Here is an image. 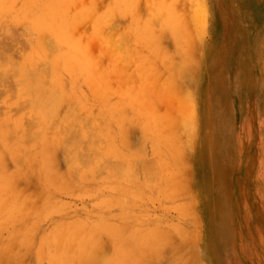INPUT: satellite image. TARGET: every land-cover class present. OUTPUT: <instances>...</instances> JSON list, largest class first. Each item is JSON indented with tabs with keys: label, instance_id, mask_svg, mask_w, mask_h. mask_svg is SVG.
Segmentation results:
<instances>
[{
	"label": "rangeland",
	"instance_id": "obj_1",
	"mask_svg": "<svg viewBox=\"0 0 264 264\" xmlns=\"http://www.w3.org/2000/svg\"><path fill=\"white\" fill-rule=\"evenodd\" d=\"M9 1L8 0H4V1L1 0V3L2 4H0V40H1L0 42H3L2 47H3V45H4V48L7 46L5 48V50H6L8 48L7 42L9 40L10 41L12 40V41L15 42V44H13L14 42H12V41H11L12 43H10V41H9L8 43L11 44V45H9V47L10 46H16V45H18V46H16V47H18L17 49H15L16 47H12L14 49L9 48L10 50L7 49L8 51L13 52V53H11L12 54L11 57L12 56L14 57L13 59H15L16 55H17L16 60L17 59L18 60L25 59L26 58L25 55L28 52L29 53H28V56L27 57H29L30 55H34V56H31V57H33V58H39L38 55H41V52L38 49L39 48V42H35L36 41L35 39L39 40L36 37H40V36L39 35L36 36L37 33L40 34L41 36L44 33L43 34L44 36L41 37V38L43 39L45 37L44 39H46V41H48V40L50 41V39H52V37H50L49 35H47V34H49L48 31L45 33L46 30L45 31L43 30V29H45L43 26H42V29H40V27L37 25V27L39 28V30L41 32H42V30L44 31L42 34H41V32L39 33V30L35 26L36 24H35L34 21L35 20L37 21L40 18V14H41V16L44 15L43 10L45 8L46 9L44 10V12H52V10L53 11L56 10L59 7V3H56L58 0L54 1V4H56V6H58V7L55 6L56 8H54V5L51 6V1H53V0H50V1L47 0L48 3H47V1H44V2H46V3H44L43 1L40 2V1L37 0L40 5L43 3L41 5V6H43L42 7V10H41V7L40 8H37L39 4L35 2L36 0L35 1H33V0H16L15 3H13L14 0H11L12 3H13V4H11L12 6H9L10 3H11ZM32 1H33L34 5H36V7L33 6V4L31 3ZM69 1H67V2H68V4H70L69 5L70 7L67 4L62 5L63 10H61V13H63V11L65 13V15L64 14L62 15V20H63V22H65V24L67 23V25H68V22H66V21H69V20L71 21V18H72L74 20V22H72V24L74 23V25L71 26L72 28L69 27V26H67V27H69L71 33H73L72 34L73 35V38L75 37L74 36L75 34L77 36L79 35V37L78 38L76 37L75 40H72V37H70L71 35L68 32L69 30L66 31L70 35L67 38L68 40H66L67 41V44H70L72 41L76 42L79 39L77 42H79L80 44H82L83 47L86 48V50H88L89 53L91 52V55L89 54L90 57L92 56V59L93 58H96L95 60H97L98 63L99 64L101 63V66H103L102 69H104V67L106 68L104 70H105V72L106 71L107 72H106L105 76L104 75L103 76L105 77V81L107 79V81H106L107 88L110 86L108 88L109 93H107V94L111 95L109 97L106 95L107 96L106 98H108V102H110V104L108 103V105L112 108L114 106V104H115V101L118 100V97H120L121 95L128 94L129 97H128V95H126V96L121 97V98L124 99V100L126 98H131V100H133L132 98L135 99V97L137 96L136 94H137L138 90H140V91L142 90L141 91L142 95L140 96L141 98L139 97V95H140L139 94L140 91H139L138 92V96H137L139 98L137 100L139 102V99H143L141 101V103L144 102V105L142 107H145V104H146V107H148V110H149V108L150 109L153 108L151 111L149 110L150 112H154V113L157 112L155 114L153 113V117H155V115L158 114L159 111H160V114L161 115L158 114V118H159V116H160V118L162 116L163 117L162 120L160 118L159 119L163 122V120H165L164 118H166L167 115L170 116V114L172 112V114H171L172 119H170V120L173 121V123H174V121L175 122L177 121L176 124L175 123L174 124L172 123V125H176V126L175 127L174 126L171 127V125H170L171 123H169L170 120H168L166 118L168 122L164 121L165 124H164V122L161 124V121H160V123H158L160 125L157 126L156 124L159 121V119L157 117H156V119L158 121L155 123V119L153 117L151 119H150V117H147L148 114L146 115V113L149 112L148 110H146L147 108L145 109L146 112L144 111V108H142V107H140V109H136L139 106L136 107L137 105H135V107H133V105L131 104L133 102H129L130 99H128L129 101H127V102H129L130 104L126 105L127 108L123 109V111H122L123 113H120L121 114V117L120 116H117V115H120V114H118V113L115 114L118 117V118L116 117L117 119L123 118L122 119L123 122H122V120L119 119L118 120L119 122L118 121H115V122L112 123L111 119H109V123L111 122L109 124L108 122L106 123V121L108 120L107 119L105 121L106 124L104 126L102 125L104 123L101 122L102 123L101 125H102V127H103L104 130L106 129L107 131L108 130L111 131V129L112 130L114 129V132L115 133L114 132L113 133L115 134L114 136H116L115 138L113 137L114 140L116 139L115 141L113 140L114 143H116V141L117 142L120 141V138L121 137L118 138L119 136H122L123 137V133L122 132L128 131V133H129V134L127 133L128 134V136H127L128 138L126 137V139L128 140V141L126 140L127 141L126 143L128 145H126L124 139H123V142L125 144L124 143H119V144L116 143V146L117 147L118 146L121 147V148L118 147V148L121 149V150L118 149V150H120L118 152H121L123 150L124 151L126 150L127 152H129L130 148L129 149L127 148L128 149L127 150V149H125L126 148L125 146H129V147L133 148V151H131L133 153H134V151H137V150L139 151L140 148H142L141 151H143L144 155H143V153L140 155L141 151H139V153H137V154L140 157L143 155L142 157H144V159L143 158H139L138 155H135V157L138 156L139 159H143L140 162L139 159L136 158L139 161L140 167H141V164L143 163L142 161H144V160H146V162L144 164H147V161H148L147 158H150L149 161L152 160L151 162L148 161L149 162L148 164H150V163L152 164V162L155 160L153 162V164L155 163L156 167L158 168V171L156 170L157 173H155V174H157V175L160 176L161 174H158V172L159 173L162 172V175H163L164 174V171H165L166 174H164L163 177L165 176V178L166 179H169V181H170L171 179L168 178L169 175H168V172L166 171V169H167L166 167H168V166L165 165L166 163L163 164L164 162H166V159H168L167 160V164H168V161H169V165L172 166L171 167L172 169H170V170H172L171 172L174 171V173H175L172 176H175L176 175V178H178L177 176H179V175H177L176 172H178L180 169H181V171H179V172H183L184 171L183 169L184 168L186 169L185 170L186 171V173H185L186 176L184 175V179H186V177L189 176V179L188 178L186 179V181L187 180H189V181H187V184H186V181L183 179V182L187 185V187L190 186L191 188L189 187L190 189L188 190L186 188V185H185V189H183L182 188V185H179V186H181L179 188L180 189V192H179L178 186L177 185L175 186L176 183L173 184L170 181L171 183L169 185H172L173 184L176 187V190L178 191L177 192V191H175V189H173V193H172L171 188L170 187L169 188L166 187V182L168 180L166 181L165 179H161L162 181L163 180L166 181L165 183L164 182L163 183H164V186L167 188V190L172 193V195L170 196L169 195V192L168 191H165L166 190L165 187H164V189H165L164 190L163 189V186L162 187L158 186L159 184L162 185V181L160 180L161 182L160 181L158 182V180L161 177H159V179H157V175H155V176L153 175V176L156 177V180H157L156 182L157 183L156 182L155 183H156V185L158 187L156 186L154 188L153 187L151 188L150 186H153V185H150V186L148 185V187L147 186H144L145 185L144 184L145 181L143 179V176H145V179L147 180V178H146L147 175H144L142 173L143 176L142 175H139L137 177V175L140 172L139 170H141V169H139V166H138L139 164L137 165L138 166L137 169H139V170L136 169V173H137V171H138V173L135 174V175H133L135 172L133 173L131 171L132 173H130V175L132 174L131 176H133V178H132L131 181L129 179H125L127 176H123V175L121 177H119V178L117 177V179H114L115 176H116L115 174H114V176H110L111 178H109V176H106L107 178H105V176L104 177L99 176V177H95V178L93 177L94 179L92 181H89V180H91L92 177L89 179L90 176H88V177H84V179L85 178H88L89 179V180L85 179V182L86 183L83 181L84 179L81 180V181H83V184L80 183L79 185H78V183L81 182L80 180H79V182L76 181V180L73 181L75 183L78 182V183H76L78 186L75 184L76 187L73 186L74 183L73 184L70 183L72 181V179H73L72 176H71V174L68 173V175H67V172H64L62 174V178L63 179L62 178L60 180L59 179H56L55 181L57 182L59 180L56 183V187H57V184H59V187L62 186V188H63V186H64L65 188H67V190H65L63 188V190L61 191V188H60V190L57 191V189H59V187H57L56 189L55 188L53 189L54 190L53 192L52 191H49V192H52V194H45V196L47 195L45 197V199L47 197H49V198L51 197L52 199L50 198L47 201L44 199L45 200L44 206L38 208V211L36 209H32L31 208V206L34 205V203H31V201H30V203L32 205L29 207V210H31V211H28L29 214H27V215H31V217L29 216L25 220V221L29 220V221L26 222V223L29 222V224H30V222L33 219H34L33 221H35V224L32 221V225H33L32 227H33V229L30 226H26V227H29L30 228V233H29L30 236L29 237L30 238L32 237L31 240L28 239V240H30L32 246H31V244L29 245L28 242H27V244H28L27 247L28 248L30 247V249H32V250L29 251L30 253L28 254L26 251H24V250L22 251L21 249H17L16 250V251H19V252H17L18 253L17 254L18 256L16 254L15 255L14 254L5 255V253H6L5 252L3 254L4 256L2 254L0 255V259H1L0 260V264H14L15 261H17V262H15V264H20V263L21 264H50V262H49L50 261V257H47V259H46L45 256H43V257H41V259H39V257H38V255H39L38 249H41V248H39V246L40 245L42 246V242L40 241L41 244H39L38 240H42L43 239L42 238L43 237L42 235H44V233L46 234V233H49L50 231H51V233H53L52 231H54L53 230L54 229V226H57L58 228L56 229V227H55V229L57 230V231L55 230L56 232H54L55 235L52 234L53 236H50L51 233L49 234V236L51 237L49 239V241H52V239L56 240L57 238L55 239V237L60 232L59 230L64 229L65 228V225L67 227L68 224H70V223L75 224V226H77V224L80 223L79 228H78V226L76 228L79 229V230H81L82 229L81 226L82 225L83 226L85 225V222L84 221H86V224L87 223L92 224L93 222H95V223L96 222L97 223L100 222L101 225H102L101 227L100 226H96L97 224H95V223L92 225V226L95 225L97 228H101L102 229V231L101 230L100 231L99 230L97 231L96 228H95V230L97 231L96 233H98V232H105L106 231L105 230L106 228H105V226H103V224L105 223V221L106 222H108V221L110 222L111 221L112 222V223L110 222L111 225L110 224L108 225V223H107L108 227L110 228L111 226H114L115 225V228L112 227L110 229V231L107 228V230L109 232H112L111 230L114 229L113 234L115 233L114 234L115 236H121V235H118L119 233L122 234L121 232H123V234L125 235V232L124 231L126 230L127 227L128 228H127L126 233L128 232V229H129V230L133 231V233L134 232L137 233V235H139L138 233H140V231H141V229L138 228V227H141V225H143V227H141L142 230L145 229V231H148V232H149V229H151V227H152L153 228L152 231H155V233L158 232V236H162L163 241H164V239L167 240V241H164V242L165 243H168V244L165 245V243L162 244L163 242L161 243V242L158 241L159 244H161V245L158 244L160 247L158 245L157 246L159 248L157 246H154L155 248L157 247V251H156V249H154V247L152 245H150V246H152V248H150L149 247V244L148 245L147 244H144V247H146L145 248L146 250H144V248H143V250H144L143 252H145V254L143 253V255L140 256L141 258L139 257V261L140 262L143 261V263L141 262L142 264H144V263L145 264H165V258H166L167 255L170 254L169 252H171L173 250L174 243H176L175 244L176 246L179 245V247H180V244L177 243V241H179V239H180L179 237L180 236L182 237V235H184L183 233L190 234L191 232H192L191 235H188L187 236V234H186V236L187 237H190L191 236L190 238L192 240L190 238L189 239H186L187 237H184L185 236L184 235L183 236V239L180 240V241H181V246L186 245V243L191 244V242H192V245H194V249H193V246L190 245L191 248H189L187 251H189V253H190L193 250L194 255H195V253L197 254V256H195L196 259H200V258H202V259L204 258L205 259V257L206 258L209 257V260L208 259H205L208 262V264H210V263L211 264H214V263L215 264H255L253 262V258L256 257L257 252H254V253L250 254V250L247 249L248 247L247 248H244L243 247V240H242V234H241L242 233V229H241V225H240L239 213H238L237 210H238V204L245 203L246 204V207H248V209L250 210V216L251 217L253 216L252 218L251 217L248 218L249 222H250V220H251L252 223L255 222L256 220L261 222L264 219V214L261 215V216H257L254 213L253 207H252L253 205H252V203L250 201L249 195H246V193L248 194V189L250 187H246L245 188V183H244V181H246V183H247L250 180V167L254 170L253 171V176H257L258 173H259V171L262 170L263 172L260 174L261 177H259V178H260L261 181H264V176H263L264 175V0H195V1H192V0H174V1L173 0H163L162 1L161 0L162 2L159 1V0L158 1L157 0H132V1L131 0H127L132 5L131 6L130 3L127 2V5L129 4L131 6L130 11L133 12L132 14L129 12V8H128L129 6L126 5V2L124 0H119V1H116V0H89L88 2H90V1L91 2L88 3V4L86 3L87 2L86 0H80V1L79 0H77V1L75 0V3H74V0H69ZM67 2H64V3H67ZM115 2H116V4H115ZM146 2H147V4H146ZM166 2L168 4H166ZM8 3H9V5H8L9 8H12L11 10H9L8 9V6H6ZM28 3H30V5L27 7V4ZM62 3H63V0H62ZM80 3L83 4V5H79ZM152 3H153V5H152ZM161 3H165L166 4V6H165L166 7V11L165 12L168 13L169 16H171L172 18L174 16H176L175 17V21L178 22L179 24H182V25H180V27L183 26V25H185V27L187 26V28H185L184 26L182 28H180L179 25H178V23H175V25L173 24L174 27L178 25L177 27L180 28L179 30H182L183 28H185V29H183L184 32L177 31V32H179L181 34L182 33L183 34L184 33L186 34V35L184 34V37H183L184 39L180 38L183 41H181L179 39L180 40L179 42H174V40L172 39V37H171L172 36L171 35L172 34V31L171 30H172L173 27L170 26V25H172L173 21L171 22L170 25H168L169 27H171V29L170 28H167V26H166L167 24L166 25H162V26H164L163 27L164 29L166 28L165 30L164 29L163 30L160 29L162 27L159 28L160 24H158V25L155 24V26H153L152 29L150 28V26H145V25H143L141 27L138 26V22L140 23L142 21V19H144L143 18L144 16L146 18L152 16L151 13L153 11H155L156 14H158V15L161 14L163 16V14L165 12L162 9H165V8H160L159 9L157 7L158 5H159V7H164V4L162 5ZM183 3H184V5H183ZM44 4H46V5H44ZM47 4H48V7H46ZM112 4H114V5L112 6ZM121 4H123V5H121ZM149 4H151V6L153 8L154 7L155 8L157 7L158 9L155 10V8H154L153 11H149L151 9L150 8L151 6ZM156 4H157V6H156ZM197 4H199V5H197ZM1 5H5L6 6V9H8L9 11H7L6 9H3L5 6L2 7ZM49 5L51 7H53L54 9L53 8L52 9L50 8V10H49L48 9L49 8ZM77 5H79L78 8H76ZM119 5L121 7L120 8V11L123 8V10H122L123 12L122 13L120 12L121 14L118 16L119 12H117V11L119 9L116 11V9H117L116 7H118ZM169 5H170V8H169ZM171 5H173V9H171L172 8ZM30 6H31L32 9H30ZM65 6L68 7V10L64 9V8H66ZM110 6H112V7L109 8L110 10L108 11V9H106V8H108ZM123 6H125V7H123ZM192 6H194V9L192 8ZM23 7H25V8L23 9ZM113 7H115V8H113ZM196 7H198L199 10L196 9ZM26 8H27V10H26ZM28 8L30 9V11L34 9L33 10L34 11L33 12L34 15L35 14L37 15V13L39 14L37 16L35 15L37 18L32 17L34 15H33V13H30V11H29ZM79 8L82 9L83 12L85 11L84 9H87L88 10V8H89L90 10L89 11L86 10L87 11V14H86V11H85V14L88 16V13L90 12V15L88 17L87 16H83L82 17V14L81 13H83V12ZM92 8H95V9L92 10ZM125 8H127V9L124 10ZM146 8H149V9L146 10ZM168 8H169V11L170 12H167ZM181 8L182 9L184 8L186 11L183 12L184 9L181 10ZM202 8L204 9V12H202L203 11ZM114 9H115V12L116 13L114 12ZM191 9L193 11H195L194 12L195 14L197 13L196 10L201 12V16L204 14V16L201 17V19H202L203 22L200 20V18L198 16L200 13L199 14L197 13L198 14L197 16L199 18V21L198 22H196L197 20L193 22L191 20V18H190V21L188 20V22L184 20V19L190 17L189 13L191 12ZM4 10H6V11H4ZM22 10L29 11V12H26L25 11L24 15L26 16V18H23L24 20L22 19L23 15H21V13L24 12ZM39 10H41L42 13H41V11L38 12ZM76 10L77 11L79 10V12L80 11L81 12L78 14V12H76ZM91 10L93 12H96L97 14L96 13H92ZM111 10L113 12H111ZM187 10H189V12H187ZM126 11H128V12H126ZM159 11L161 13H159ZM68 12H70V13H68ZM177 12H178V14H176ZM185 12L188 14V16L185 15ZM16 13H18L20 15H19V19L16 18L17 16L15 17L16 18V21H15V19L13 17L15 15H17ZM99 13H100V15H98ZM123 13L125 15H123ZM127 13L128 14L130 13L131 15H133L135 17V20H133L134 19L133 17H130L131 16L130 14H129V16L126 15ZM155 13H153V14H155ZM166 13L163 16L165 19L167 17V14ZM194 13H192L191 15H193ZM67 14L68 15L71 14V16L70 15L68 16ZM94 14L97 15L98 17H101V14H102V16H103V21L102 22H105L106 21V24L104 23V24L101 25V30H100L101 32L100 33H103V34H105V33L108 34L109 33L108 34V37H110V36H112L115 33V30H120L121 28H122V31L124 30L122 34L124 36L125 42L127 43V51L130 52V49L132 50V52H130V53L127 52V53H129L130 56L125 57V59H121L122 61L124 60V65H122V61L121 60L119 61L117 58H116L117 59V62H115L114 61L115 60V57L113 59L111 57L112 56L111 54H109V53L107 54L105 51H104V53L102 52L103 51V48H102V44H101V41H100V36L97 34V32H95L93 30V27L91 26V24H89V22L91 23V20H92L91 17H93V20H94L95 17H97ZM104 14L105 15H108V14L112 15L113 14V15H112V17L110 15H108V16H110V18H109V17L105 16ZM115 14H117V15H115ZM135 14H136V16H135ZM12 15H13V17H12ZM66 15L68 16L67 18L65 17ZM184 15L186 16V18H185ZM20 16H22V17H20ZM104 16H105V18H104ZM179 16L180 17L182 16V17L180 18ZM31 17L33 18V20H32ZM64 17L67 19L66 21H65ZM69 17H71V18H69ZM194 17L196 18L195 15H194ZM129 18H132V19H129ZM136 18H138V20H136ZM10 19H11V21H10ZM17 19H18V21H17ZM20 19H21V21H19ZM76 19L78 21L77 23H76ZM177 19H178V21H177ZM22 20H23V23H18V22H22ZM128 20H130V21H128ZM183 20H184V22H187V23H190L191 22L190 23L191 24L190 25L191 28H190V26H188L189 24L187 25V23H184V22H183L184 23L183 24L182 23ZM8 21H10V23H8ZM135 21L136 22L138 21L136 25L134 24ZM180 21H181V23H180ZM129 22L130 23L132 22L131 23V26L132 27H128V26H130V23ZM31 24L34 27V28L32 27V29H30L31 28ZM69 24L71 25V23H69ZM117 24L119 25L118 28L116 27ZM6 25H10V26H6ZM26 26H27V28L28 27H30V28H28L26 30L24 28ZM102 26H104V27H102ZM113 26L116 27V29ZM133 26H134V28H136V30L138 32L141 29L144 30V27L150 28L151 30H153L154 35L151 32V30L149 31V33L151 32L153 36L156 35L154 37L155 38L154 41L157 40V41H155V42H157L156 44H153L152 42H149L150 41L149 38L152 39V37H149L148 38L147 36H145L144 33L148 32L147 29H146V31L144 30V32L141 30L143 32L144 36H145L144 38L146 40H149L148 41L149 44L152 43L153 45H158V49H157V48H154L155 46L152 47L151 46L152 44H151L150 45L151 46L150 47V50L148 49V51L151 52L152 55L155 54V53H157V55H158V53H159V52H157L158 50L160 51V53H161V50L163 52L166 51V52L163 53L164 56L161 55L165 59H163V58L162 59L161 58L159 59L158 57H160V56L157 57L155 55L153 57L152 55H149L150 53L147 51L148 52L147 54L149 55V57H153V59L156 58L154 60L152 58L150 60H148V58H147L148 55L147 54H144L146 52V49H143L141 47L143 44H144L143 47L144 46L145 47L146 46H149V45H147L148 42L146 40H142L141 39L142 36L140 37L141 40L139 39L141 41V43L139 42V40H138L139 43L137 42V38H139V37L136 38L135 36H137V35L139 36L140 33H141V31L138 34H137V31H135V34H134V31H133V36H132L131 33H132V30L133 29H131V28H133ZM136 26H138L139 30L137 29ZM73 27H74V29H73ZM156 27H158V28L156 29ZM192 27H194V28H192ZM195 28H197V29H195ZM111 29H113V30H111ZM125 29L129 30L131 33L129 32V34H128V31H126ZM89 30H92V32L90 31L91 33H88ZM189 30H191V31H189ZM31 31H32V33H31ZM102 31H104L105 33L102 32ZM125 31H126V34L124 33ZM167 31H170L169 32L170 35H168L169 33ZM27 32L30 33L29 34L30 37H29V35H28ZM21 33H22V35H21ZM32 34H33V36H31ZM84 34H85V36H84ZM89 34H91V35L89 36ZM107 34H106V36H107ZM4 35H5V39H4ZM12 35L13 36L15 35V36L13 37ZM50 35H51V33H50ZM146 35H150V34H147L146 33ZM34 36H36V37H34ZM51 36H53V35H51ZM130 36H132L131 39H130ZM9 37H12V38L10 39ZM21 37H22V39H24V38L27 39L28 38L27 39L28 42H26V43L23 42L22 43L21 41H27V40H25V39L24 40H21L20 39ZM6 38H8V39H6ZM2 39H4V41H2ZM31 39H32V43H31ZM84 39H85V41H84ZM5 40H6V42H5ZM69 40H71L70 43L68 42ZM129 40H131V41L133 40V41L130 42ZM176 41H178V40H176ZM19 42H21V43H19ZM74 42H72L70 44L72 46H69V45L65 44V41H64V43H62V44H65L66 46L64 45L62 47L61 44H60V47L59 46L58 47H59V49L62 47L63 50L65 48H68L67 49L68 51L66 52V50H65V52H66L65 53V52L62 51V49H60V50L59 49L58 50L56 49V52L58 51L60 53L62 51L61 53H64V55L65 54L67 55V54H69V51H72L70 54L73 55L75 53L74 47H76V46L79 47L78 45H80L79 43H74ZM145 42H146V44H145ZM4 43H6V46H5ZM16 43H18V44H16ZM33 43H35V44H33ZM19 44H20V46L22 44H25V47L22 45L21 50H20L19 49L20 48ZM27 44L30 45L31 47L28 46ZM99 44L101 45V47H100ZM173 44H176V46L173 45ZM82 45H80V46H82ZM84 45H86V46H84ZM179 46H180V49H179ZM2 47H0V52L1 51H4V50L1 49ZM23 47H24V51L22 50ZM32 47H34V48L32 49ZM97 47H99V48H97ZM136 47H137V49H134ZM138 47H139L140 51H142V52L136 51V50H138ZM165 47H166V49H165ZM79 48L81 49L82 47H79ZM147 48H149V47H147ZM152 48L156 49L157 51L155 50L156 52H154L153 51L154 49H152ZM176 48L179 49V50H177ZM167 49H168V51H167ZM16 50H18L17 51L18 53L15 52ZM31 50H34V51L36 50L38 52V55H37V52L36 51H35L36 52V54H35L34 51H31ZM54 50H53V55L55 54L54 53L55 52ZM174 50L176 51V53H175ZM184 51H185V53H184ZM10 52H8V53L10 54ZM21 52H22V54H21ZM23 52H24V54H23ZM133 52H135L134 55H133ZM139 52H140V54L143 53V55H147V56H145L146 58L143 59L140 56V54H138ZM172 53H174V54H172ZM190 55H191L192 58L190 57ZM131 56H133V57H131ZM20 57H24V58H20ZM166 58H168V59L166 60ZM157 59L160 62H158ZM188 59H189V61H188ZM139 60H145L144 63L147 65V67L149 69L147 67H145V64L142 65L143 63L141 64V62L139 64ZM182 60H183L184 64L182 62H180ZM112 61L114 62V64L112 63ZM146 61H150V62L146 63ZM151 62H153V63H151ZM60 63H62V61H60L59 64H58L59 65V71L61 70V72H59V71L58 72L60 74H62L63 77L66 78V80H65L62 77V75H60V77L62 78V80H65L66 85H67L68 82H70L71 75L69 74L70 75V77H69V75H67L68 73L66 72L67 70L66 71L62 70V69H64V68H62V65L63 64L61 65ZM135 63H137V64L135 65ZM110 64H112V67H111ZM167 64H170V65L168 66ZM182 64L185 65V66H183ZM139 65H141V66H139ZM123 66H124V68H123ZM176 66L180 67L183 71L182 72H179V73H178V71H175L174 68ZM187 66H189V67H187ZM193 66H197L198 68L197 67L195 68ZM109 67H111V69L113 68L114 71H112L113 69L111 70ZM137 67H139V69L141 67H143L142 70L143 69L146 70L147 75H146L145 72H144L143 76L142 75H139L140 72L141 73H143V72L142 71L139 72V69ZM98 68H97L98 71H96V68H94L95 70L94 69L92 70L91 68L90 69L92 71H95L94 72L96 74L95 77L96 76H98V77L101 76V78H102V73L104 71L102 72V70L100 69L101 67L99 68L100 70ZM195 69H196V71L198 70L196 73H194L195 72ZM87 70H88V67H87L86 70H83L82 73H80L79 75L76 76V77H78L77 79L74 77L75 80L73 79L74 80L73 81V84H72V82H71V84L74 85L73 87H75V86L76 87L74 89L72 87L71 89L73 90V93H75L74 90L76 89L75 91L78 92L77 95L78 94H81L80 96L78 95V97L80 99H82V101L83 100L85 101L84 104L86 106L88 105V103L86 101L89 102V105L92 104L94 106L95 105L94 102H97L98 100L96 99V97H95V99H96L95 100L93 98V96H91L92 94L89 92V91H91V90H89V87L90 86L89 87L87 86V83L85 81V78H83L86 75V73L89 74L88 75L89 77L91 76V74H94V73L91 70H90V72H88L89 70L88 71ZM84 71H86V72H84ZM99 71H100V73L98 74ZM137 71L139 72L138 75L135 74ZM159 72H160V74H159ZM84 73H85V75H84ZM164 74H166V75H164ZM194 75H195V77H194ZM93 76L94 75H92L91 78H94ZM128 76H130V78ZM137 76H142L143 77L142 78L143 80L141 79V77L140 78L138 77L140 79V81H139V79H137ZM154 76H155V78H154ZM104 77H103V79H104ZM168 78L171 79V80H168ZM165 81H166V84L167 85L165 84ZM167 81H168V83H167ZM171 81H172L173 84H171ZM139 83L141 85L140 88H139L140 85L138 86ZM124 84L127 85L128 87L126 86L127 87L126 88L125 86H123ZM164 85H166L168 87H173V88H170L172 91H170L168 87L166 89L164 87ZM0 89H2V88H0ZM10 89H12V88L10 87ZM163 89H166V91L165 90L162 91ZM135 90H137V92H134ZM189 90H190V95L188 94L189 93ZM12 91H13V89L11 91H8L7 90L6 93H3L2 94V98L4 97L5 100H7L6 97H8V99H10L11 96L14 95ZM185 91L187 93H185ZM133 92L136 93L135 94L136 96L134 94L131 95V93H133ZM172 92H173V94H172ZM179 92H181V93H179ZM183 92L185 93V95H183L184 94ZM117 93H118V95H117ZM175 93L182 94L186 98H187V96H190L191 101H193L192 103H194V104L192 105V108L191 109L195 110V111L192 110V112H194V114H196V115L193 116L190 113L189 114L187 112L186 113L189 116H191L189 118H190L191 121H193V124L196 123L195 126L194 125L192 126V127H195L196 128L195 129V133H194L193 130H191L189 132L190 129H188V128L193 129L191 127L192 124H190V123L189 124L188 123L185 124V132L182 130L183 127H184V122L185 121H183V119L180 118L182 115L180 116V113L177 114V111L179 112V109H181L183 107L180 105V108H178L179 105L178 104H175V108H176V105H178V107H177L178 110L176 111L175 109H173L174 108V106H173L174 104L173 103H176V101H177L176 98H179V95L178 94H175ZM113 94H115V95H113ZM186 94H188V95H186ZM182 95H180V96H182ZM192 95L194 96L193 97L194 100H192ZM174 96H175V100H173L174 99ZM112 97H113V100L115 99L114 101L112 99H110ZM182 97H181V99H182ZM2 98L0 97V115L5 112V113L8 114V116H10L9 119H11V121H12V119H15L16 117H18V115H20L19 114L20 113L19 112L20 110H18L19 107H17L15 105V103H13V101L15 100V98H13V99L11 98L9 100V103L10 104H7V105L3 104ZM91 100H93L92 101L93 103L91 102ZM124 100L123 101L120 100V101L126 102V100L125 101ZM152 100L153 101L155 100V101L153 102ZM111 101H112V103H111ZM98 103H100V102H98ZM179 103L182 104V103H185V102L183 101V102H179ZM112 104H113V106H111ZM89 105H88V107H90ZM116 105H117V103H116ZM116 105H115V107H116ZM215 105H218L222 110H224L223 112L226 113V116L232 122V124H235V125H238L239 127H241L242 126L241 123H243L244 121L247 120V123H246V126H245V131L246 132L245 133L240 132L239 153L237 155V158H236V161H235V165L232 168H230V170L228 172L229 173V177H228V182H227V185H226L227 186V195H226V197H227L226 198L227 199V203H225V205H224L225 213H222L221 212V204L217 203L216 196H215V189H216L215 171H214V163H215V144H214V140H215V136L213 134V132H214V126H213V123H212L213 116H214V112H215V109H216L215 108ZM6 106H8V107H6ZM95 106H97V105H95ZM157 106H158V108H157ZM186 106H185V108H186ZM189 107H190V105H189ZM118 108L120 109V107H118ZM187 108H188V106H187ZM99 109L100 108L98 107V110ZM162 109L164 110V113H163ZM112 110H114V109L112 108ZM112 110H111V112L114 115L115 112L112 111ZM121 110H119V111H121ZM139 110H140V113L143 114V116H145L147 119H150L151 120L150 122H151V125L153 126V130L154 131L157 130V133H155L156 135H154V136L159 135L158 134V132H159L158 129L160 130V128H162V127H165L166 128V126H169L170 125L169 128L167 127L168 129H166L165 131H167V130L170 129L171 132H169V133H170V135L171 134H174V137L171 136L172 137L171 138V137H169V136L166 135L167 136L166 138L169 137L168 140L173 139V141L172 140H171V142L168 141V143H171L172 144L174 142V144H175V142L176 143L177 142H181V143H178L177 144V145L181 144V146H177L176 144L175 145L178 148L181 147L182 150H183L182 151V150H180V149H178L176 147L179 151H181L180 152L181 154L178 153L179 151H176L175 155H173L174 153L169 149L170 147L169 146H166V147H168L167 150L169 149L168 150L169 153H173L172 155L173 156H176L175 157L176 159H174L171 154H170L171 157L169 155H167L168 154V151L165 148V143H164V147L161 146L162 143L165 142L167 139L165 141L161 142V144H160V142H158V140L160 141V138L163 140L162 137L165 136V134H166L165 131H164L165 132L164 134L161 133L162 136H161V134L159 135V137L161 136L160 138H158V136L155 137L156 140H154V137H152V134H154V133H151L150 132V134H151L150 137L153 138L152 140H150V139L147 138V136H149L148 135L149 133H147V136L146 137H145V135L143 136V135L140 134V132H139L140 130L137 128L139 126H137L135 124L139 120H141L142 117H143V116L141 117V115L138 116L137 113H139ZM165 111H167L168 114L164 117L165 113H167ZM190 111L191 110H189V112ZM173 113H174V115H173ZM136 114H137V116H136ZM187 114H185V116ZM115 115H114V117H115ZM151 115H152V113H151ZM176 115H178V118L176 117ZM188 115H187V117H188ZM149 116H150V114H149ZM171 116L169 118H171ZM174 116L177 118L176 120H175V117ZM192 116L195 119L192 118ZM136 118H138V119H137V121L134 122V120ZM147 119L144 118L143 121L144 122L147 121V123H149L148 122L149 120H147ZM192 119H194L196 122H194V120H192ZM112 120H114V119H112ZM139 122H138V124H139ZM179 122H183V123L181 124ZM119 123L123 124L122 126L124 128L122 127V129H123L122 132L121 131H117V129L119 130V128H120L119 126L121 125ZM131 123H132V125H130ZM141 123L143 124L142 121H141ZM166 123L169 124V125H167ZM153 124H155L156 126L153 125ZM10 125H13V124H10ZM117 125H119V126H117ZM135 125H136V127H135ZM161 125H163V126H161ZM182 125H183V127H182ZM186 125H190V126H186ZM159 126H161V127L158 128ZM208 127H209V130H208ZM124 129H126V130H124ZM207 131H209L208 132L209 138H208V135H207ZM109 132H107V133H109ZM177 132H178V135H177ZM182 132H184L183 134H187L188 136L187 135H185V136L182 135ZM191 132H192L193 135L196 134V136L194 138H192V136H191V139L192 140L194 139L195 142H193V141H191V139H188L187 138L188 139V142L191 141V143L189 144V143L186 142L187 139L186 138L184 139V137H189V135H190ZM169 133H167V134L169 135ZM179 133L181 135H179ZM175 134H176V136H180L183 139L182 140H181V138L180 139L179 138L176 139L175 138ZM125 136H126V134H125ZM142 136H143V140H141L142 139L141 138ZM110 137H111V135H110ZM157 138H158V140H157ZM118 139H119V141H118ZM121 140H122V138H121ZM140 140L142 141V143L140 142ZM208 140H209V142H208ZM155 141H156V143H155ZM120 142H122V141H120ZM168 143H167V145H169ZM193 143H195V144L193 145ZM120 144H124L123 150H122V147L123 146L120 145ZM155 144H157L156 146L159 145V147L161 149L160 150V149H158L159 147L156 148V146H154L156 149H158V151H157L156 154H154V152H155L156 149L153 150V148H151ZM136 146H138V147H136ZM171 146H172L171 148L173 150H175V148H173L174 145L172 144ZM188 146H191L192 148L191 147L188 148ZM134 147H136V148L134 149ZM208 148H209V150H208ZM162 150H164L165 153H167V154L163 155L164 152L162 154ZM184 150H185V152L187 151L188 153H185ZM126 151L124 153L125 155H126ZM189 152H190V154H189ZM129 154L131 155L132 153H129ZM129 154H127L126 156H128ZM159 154L165 160L163 158H160L161 156L160 157H157V156H159ZM121 155L124 156L123 153ZM189 155H190V157H189ZM0 156H2L1 159L4 158L3 160H5V161L2 160L3 162H1V164H0V166H1V169H0L1 171L0 172H2V170L4 168H5V170H3V171H8V172L13 171L14 170L13 161L10 158H8V156H6V155H2L1 154ZM39 156H40V159H42V155L37 154L36 160H37V158L39 159ZM54 156H55L54 161H55L56 168L58 170H61V169L64 170L63 169L64 166H65L64 165L65 162L63 161L64 159L60 155H58V154H55ZM133 156H134V154H133ZM151 156L153 158H151ZM135 157H133V159H130V160L134 161ZM131 158H132V155H131ZM178 158L184 160L182 164L186 163V160H187L189 162L188 163L189 166L187 164H184L185 167L183 165V169H182L181 168L182 167V164H181L182 160H180ZM188 158H190V159L188 160ZM136 159H135V161L137 162ZM128 160H129V158H128ZM159 160L162 161L161 162V165H163V166L165 165L166 167L164 166V168H163V166H160V164H157V163L160 162ZM136 162H135V164H136ZM173 162L174 163L175 162L180 163V166H179V164L176 163L179 166L178 167L176 165L178 171L176 169L175 164H173V165H174L176 171L173 169V165H171ZM152 168H153V170L155 169V167H152ZM161 169H164V171L163 170L160 171ZM131 170H132V168H131ZM133 171H134V168H133ZM30 172L32 173V171H30ZM184 172H183V174H184ZM2 173L6 174V172H2ZM29 173L25 176V178H23L24 176L21 177V178L18 177V179L14 183V187H17L15 190H19V191L21 190V191L25 192V194L27 192L26 195L29 194L28 195V198H29V196L31 194H33L32 191L34 189V186L32 185V181L30 180L31 178H29L32 174L30 173V175H29ZM120 175H118V176H120ZM68 176L70 178H68ZM131 176H128V177L131 178ZM134 176H136V177H134ZM139 177H140V179H139ZM122 178H123V180H122ZM134 178H136V179H134ZM152 178L150 179V182L148 180H147L148 182L146 181V185H147V183L148 184L152 183L151 181L154 182L155 179L154 178L152 179ZM176 178L174 177V182L177 181V182H179L181 184L183 183L181 181L182 180L181 176H180L179 179H176ZM96 179H98V180H96ZM110 179H111V181H110ZM118 179H119V184L117 183V180ZM112 180H114V181L116 180V182L114 183V181H112ZM104 181L105 182H110L111 184L110 183H105ZM128 181H130L131 183L128 182ZM132 181L134 182V184H132L133 183ZM261 181H260V185H261L262 190H263V193L262 194L264 195V187H263L264 186V184H263L264 182L261 183ZM112 182H113V184H112ZM100 183H102V184H100ZM155 183H153V184H155ZM68 184H70L71 188H70V186H67ZM116 184H117V186H116ZM95 185H97L98 187L101 185L100 189L99 190H98V188L95 189L96 188ZM124 185H125V187H124ZM135 185H136V187H135ZM137 185H138V190L140 189L139 190L140 193L137 192L138 191L137 190ZM120 186L121 187L123 186L122 188H125V189L123 190L122 188H120ZM126 186H127V188L129 187L130 192L126 188ZM142 186H143V188H142ZM167 186H168V184H167ZM12 187H13V185H12ZM104 187H105V189H104ZM113 187L114 188L117 187V189H114ZM131 188L133 190H136V191H131L132 190ZM141 188L144 189V192L141 190ZM148 188H149V191H148ZM158 188L159 189L161 188L163 191L162 190H159ZM73 190H75V191H73ZM120 190L123 191V192H121V193L116 192V191H119L120 192ZM100 191H102V192H100ZM127 191H128V193H127ZM145 191L146 192H149L148 193L149 195H147V193ZM125 192L127 194H125ZM133 192L134 193L137 192V193L140 194V196L138 195V199H136V196H134V198L131 196ZM160 192H162V193H160ZM163 192H164V195H166L168 193L167 196H170V198L169 197H166V196H163ZM176 192L177 193H180L177 198H176V196L178 194L176 196H173L174 193H176ZM183 192H185V193L183 194ZM189 192H190V194H189ZM134 193H133V195H135ZM117 194H121L124 197L127 195V199L130 200L129 201L130 202L129 203L130 205L128 204V201L127 202L125 201L126 198H124L121 195L117 196ZM194 194H195V196H194ZM104 195H106V196H104ZM191 195H193V196H191ZM158 196H160V198H158ZM31 197L32 196H30V199H33V197L32 198ZM122 197L124 198L123 200H122ZM192 197L194 199H195V197H197V201L196 202H193L192 201L193 203L190 202L191 204H189V202L187 203V201H191L192 200ZM131 199L133 200V202L131 201ZM169 199H171L170 202H169ZM183 199L186 200L185 202L187 204H189V205H186V206L188 208L190 206V208H189L190 211H189V209L186 210L188 213L185 212V211L182 212V210H179L178 211V209H179L178 207L179 206L177 204H180L179 203L180 201L182 203V200ZM101 201H103V203ZM112 201H114L115 203H112ZM122 201H124V203L126 202V204L120 203ZM116 202H118V203H116ZM185 202H183V203L186 204ZM30 203H29V205H30ZM100 203H102L101 205H102V207L104 209L101 207ZM109 203H111L112 207H111V205ZM119 203L122 204V205H120ZM131 203L134 204V205H132ZM47 204L48 205H52L51 207H54V206H56V207L53 208V211H51L52 213H49V214L47 213L48 214L47 217H42V215H44V213H46L45 212L46 211V208L49 207ZM113 204H116V205L114 206ZM106 205H108V206H106ZM180 206L182 207L181 204H180ZM183 206H185V205H183ZM34 207H35V205H34ZM57 207L60 208V209H58ZM170 207H171V209H169ZM192 207H193V209H191ZM99 209H101V210H99ZM40 210H41V212H40ZM47 210H48V208H47ZM50 210H48V211H50ZM59 210H62V211H59ZM175 210H176V212H175ZM35 211L37 213H35ZM42 211L44 212L43 214H41ZM180 211H181L182 217H180V214H179ZM177 212H178V214H177ZM236 213H238V214H236ZM37 214H41L40 215L41 217L38 218L39 215H37ZM193 216H195V218H196L195 223L193 221L194 220V217ZM199 218L202 219V222H203L202 226L204 225V229L201 227V220ZM137 219H138V221H137ZM197 219H199L200 221L197 220ZM78 220H79V222H78ZM93 220H95V221H93ZM134 220H136V221L134 222ZM153 221H155V222L157 221V222L156 223H153ZM169 221H170V223H167ZM190 221H192V222L190 223ZM197 221H199V222H197ZM224 221H226L228 223V229L225 230V231H222L220 229V223H222ZM74 222H76V223H74ZM81 223H83V224L81 225ZM188 223H189V225H188ZM112 224H114V225H112ZM168 224H169V226H168ZM194 224L195 225L197 224L195 226V228L197 229V235L194 233V230H195L194 229ZM25 225H27V224H25ZM104 225H106V223ZM137 225H138V227H136ZM154 225H156V226H154ZM170 225H172L173 227L170 226ZM180 225L182 226V228L179 227ZM71 226H73V225H71ZM75 226L73 227V229H72V227H69V226L68 227L70 229H72L73 232H77V229H76V231L74 230ZM87 226H86V229L85 230H87L90 225L88 227ZM116 226L117 227L119 226L118 229L120 230V232L118 231V229L116 230V228H117ZM11 227H12L11 225L10 226H7L6 228H4L0 232V236H1L0 237V244L2 242H4L3 244H5V242L7 243V241L9 242V240H11V239H9V236H7V233L9 234V231L8 230L11 229ZM60 227H64V228H60ZM145 227L146 228L148 227L147 228L148 230H146ZM175 227H177L176 228L177 230L180 229L181 232L175 230ZM192 227H193V231H192ZM199 227H201V228H199ZM67 228H66V230H64V232H61L60 235H62V233L65 235V232L68 235L69 232L70 233L72 232V230H70L69 228L67 229ZM90 229L93 230V231H95L94 228L92 229V227ZM183 229H187V230L184 231ZM201 229L204 230V232ZM31 230H34V231H31ZM67 230H68V232H67ZM103 230H105V231H103ZM157 230H159V231H157ZM200 230L202 231V233H201ZM253 230H254V228L251 227L250 228V233ZM108 231H106V233ZM117 231L119 232L118 234L116 233ZM152 231H150L149 234H148V232L147 233L144 232V233L148 234L149 236H153V235L156 236V234L153 233ZM31 232H32V234H31ZM151 232L153 233L152 235H150ZM133 233H130V234L127 233V235L128 236H131V234H132V236H133ZM135 233H134V236H135ZM193 233H194V235H196V237L194 235H192ZM262 233H264V230L262 231ZM99 234H101V237H103V239L105 238V236H103L104 234L103 235H102V233H99ZM141 234L143 235V231H142ZM141 234H140V236H141ZM146 234H144V236ZM60 235L58 237H60ZM64 235H62V237H64ZM124 235H122L120 238H124V237L127 236V235L126 236H124ZM148 235H146V237ZM44 236L46 237V235H44ZM262 236L264 237V235H262ZM106 237L109 239V238H111V235H106ZM162 238H159V239L162 240ZM193 238L194 239H197V240L198 239H201V241H194ZM58 239H60V238H58ZM66 239L68 240V236H67ZM66 239H64V240L66 241ZM148 239H149V237H148ZM148 239H147V241H148ZM156 239L158 240V238H155V240ZM157 240H156V242H157ZM260 241L261 240L259 239V235H258L257 242L260 243ZM103 242H104L103 249L105 248L104 250L106 251L107 248H108L109 251H110V249L112 247V246L109 245L110 240H106V238H105ZM103 242L100 241L99 244L102 245ZM182 242H183V244L184 243L185 244L182 245ZM196 242L198 244L197 246H199L200 249H198V247L195 246L196 245ZM37 243H38V245H37ZM60 243L62 244L63 243V240L60 241ZM157 243H155V244H157ZM200 243H201V245L202 244L203 245L202 246L199 245ZM204 243H205V245H204ZM169 244H173V245L172 246H169ZM189 244H187V246H185L184 248L185 249H186V247L188 248L189 247L188 246ZM208 244H210V246H208ZM254 244H255V247L256 248H259L258 243L257 244L254 243ZM101 245H99V247H98L99 249H102V246ZM215 245H216V247H215ZM45 246H47V247H44L45 250H46V248L48 249V245L45 244ZM100 246H101V248H100ZM35 247L36 248L38 247L37 248V251L38 252L37 251L35 252ZM147 247H149L152 250H149L150 252L147 251L148 250ZM170 247H172V248H170ZM179 247L177 246L176 248H179ZM98 248H97V250L95 252V255H92V253H91L89 255V257L92 258V256H93L94 259H97L100 256L99 254H101L100 252H102V251L104 252V250L99 251ZM180 248L181 249H184L182 247H180ZM190 249H192V250L190 251ZM45 250H43V251L45 253H48V251L46 252ZM50 250H51V248H49V251ZM153 250H155V251H153ZM31 251H33V253ZM109 251L107 250V252H109ZM154 252L155 253L159 252V253H157V254H159L157 256L158 257L160 256V257L158 258L154 254ZM189 253L187 252V254L184 255L187 258H191V259H188L189 261H188V263L186 262L187 264H197V263H195L196 261H198L199 264H203L204 263L203 262V261H205L204 259L203 260L201 259V261H202V263H201L199 260H196L195 258L192 257L193 256V253L192 252H191L192 255L189 254ZM32 255L35 258L32 257ZM154 255H155V257H154ZM187 255H190V256H187ZM205 255H207V256H205ZM263 256H264V254L262 255V257ZM48 258H49V261H48ZM27 259L29 261H27ZM33 259H34V261H33ZM94 259L93 260H83V261L81 260V261H77L75 264H89V263L90 264H96L97 263V260H94ZM133 259L137 261V264H140L138 262V259L135 256L132 257V259H130V260L132 262H134ZM184 259L185 258H183V260L180 259L179 262H181V261L185 262ZM262 259H264V258H262ZM23 261H26V262H23ZM91 261L92 262L94 261V262L92 263ZM206 261H205V263H206ZM263 261H262V264H264ZM179 262H177V264H179ZM186 263H184V264H186ZM256 264H257V262H256Z\"/></svg>",
	"mask_w": 264,
	"mask_h": 264
},
{
	"label": "bare ground",
	"instance_id": "obj_2",
	"mask_svg": "<svg viewBox=\"0 0 264 264\" xmlns=\"http://www.w3.org/2000/svg\"><path fill=\"white\" fill-rule=\"evenodd\" d=\"M4 1V0H3ZM9 1V0H8ZM33 1H35V0H33ZM33 1L31 2L32 4H33V6H35L36 7V5H34V3H33ZM38 1H47V0H38ZM38 1L36 0L35 2L36 3H38ZM50 1V0H49ZM54 1H56V0H53V1H51V6H53L54 5V8H56V7H58V6H56V4H54ZM67 1H69V0H67ZM66 0H63V3H62V0H58L56 3H59V7L56 9V10H52V12H44V10L46 9L45 7V9L43 10V13H44V15H42L41 16V14H40V18L36 21H34L35 22V26L37 27V25L40 27V29H42V26L45 28V29H43L44 31H45V33L48 31L49 32V34H47V35H49L50 37H52V39H50V41L48 40V41H46V39H42L41 37H43L44 35V31L42 30V32L39 30V28H38V30H39V33L41 32V34H42V36L40 35V34H38L37 32V35L36 36H40V37H36V36H34V37H36V38H38L39 40H37V39H35L36 41L35 42H39V50H40V52H41V55H38V52H37V55L39 56V58H33V57H31V56H34V55H30L29 57H27L28 56V53L25 55V59H21V60H16V57H17V55H16V57H15V59H13L14 57L12 56L11 57V53H13V52H10V51H8V50H10L9 48H12V47H16V46H18V45H16V46H10L9 47V45H11V44H9L8 42L10 41H8L7 42V44H8V50L6 49L5 50V48L7 47L6 46V43H4L5 44V48H4V45H3V47H2V44H3V42H0L1 44H0V47H2L1 49L2 50H4V51H1L0 52V85L2 86H0V88H2V89H0V97L2 98V94L3 93H6L7 92V90L8 91H11L12 89H13V94L14 95H12L11 96V98L13 97V98H15V100L13 101V103H15V105L17 106V107H19L18 108V110H20L19 112V114L20 115H18V117H16L15 119H12V121H11V119H9V117L10 116H8V114L7 113H3V114H1L0 115V155L2 154V155H6V156H8V158H10L12 161H13V164H14V170L13 171H11V172H8V171H3V170H5V168L2 170V172H6V174H4V173H2V172H0V232L4 229V228H6L7 226H12L11 227V229H7L8 231H9V234L7 233V236H9V239H11V240H9V242L7 241V243L5 242V244H3L4 242H2L1 244H0V255L2 254H4L5 252V255H10V254H18L17 252H19V251H16L17 249H21L22 251L24 250V251H26L28 254L30 253L29 251L30 250H32V249H30V247L28 248L27 246H28V244L30 245L31 244V242H30V240H31V238L29 237L30 235H29V233H30V228L29 227H26V226H30L32 229H33V225H32V221L34 220L33 218V220L30 222V224H29V222L28 223H26L27 221H29V220H27V221H25L29 216L31 217V215H27V214H29L28 213V211H31V210H29V207L32 205L31 203H34V205H35V207H34V205H32L31 206V208L32 209H36L37 211H38V208H40V207H42V206H44V202H45V200L47 201V200H49L50 198L49 197H47L46 199H45V197L47 196H45V194H52V192L54 191L53 189L55 188H57V187H59V184H57V187H56V183L62 178V174L64 173V172H67V175H68V173H70L71 174V176H72V181L70 182L71 184H73L74 183V185L73 186H75V184L76 183H78L79 182V180L81 181V180H83L84 179V177H88V176H90L89 177V179L91 178V180H89L88 178H85V179H87V180H89V181H92L95 177H99V176H102V177H104L105 176V178H107L106 176H109V178H111L110 176H114V174L116 175L115 176V178L114 179H117V177L119 178V177H121L122 175L123 176H131L130 175V173H134L133 175H135V174H137L138 173V171H137V173H136V169H137V167L139 166V169H141V170H139V169H137V170H139L140 172H139V174L137 175V177L139 176V175H142L143 176V174L144 175H147L146 176V178H147V180L150 182V179L153 177L155 180H154V182L153 181H151L152 183H150V184H148L147 183V185H146V179H145V176H143V179H144V181H145V185L144 186H147L148 187V185L150 186V185H153V186H150L151 188L153 187H156L157 185H156V177H154L155 175H157V174H155V173H157V171H158V168L156 167V165H155V163L153 164V162L155 161H153L152 162V164L150 163V164H148L149 162H151V161H149V159L150 158H147V160L149 161H147V164H144L145 162H146V160H144V161H142L143 163L141 164V167H140V164H139V161L141 162V160H143L144 159V157H142L143 155H144V153H143V151H141L142 150V148H140V150L139 151H141V153H140V155L143 153V155L140 157L137 153H139V151L137 150V151H134V153L133 152H131V151H133V148H131V147H129V146H125L126 148L125 149H129L130 148V150H129V152H127L126 150V155L127 154H129V153H132L131 155H132V158H131V155L129 154L128 156H126L124 153H125V151L123 150V148H124V144L128 141L127 139H126V137L128 136V131H125V132H122V125L123 124H121V123H119V124H121L120 126L119 125H117V126H119L120 128H119V130L117 129V131H121L122 133H123V137L122 136H119L118 138H122V140H121V138H120V141H122V142H120L119 141V139H118V141L119 142H117L116 141V143H124L123 142V139H124V141H125V143L124 144H120V145H122L123 147H122V150L124 151H121V152H118V151H120L121 149V147L120 146H118V147H120V148H118L117 146H116V143H114V141L116 140H114V138L116 137V136H114L115 134V132H114V129L112 130L111 129V131L110 130H106L107 132H109V133H107L104 129H103V127H102V125L104 126L107 122L109 123V119H111V121H112V123L113 122H115V121H118L119 119H117L118 117L117 116H120L121 117V114L120 113H123L122 111H123V109H125V108H127L126 107V105H128V104H130L129 102H133V103H131L132 105H133V107H135V105H137L136 107H138V108H136V109H140V107H142L143 105H144V102H142L141 103V101L143 100V99H139V102H138V98L142 95V93H141V91L140 90H138V92H139V97H137L138 96V92H137V90H135L134 92H137V94L136 93H131V95L132 94H136L134 97H135V99L134 98H132L133 100H131V98H126L125 100H126V102H122L124 99H122L121 97H124V96H126V95H128V94H126V95H119L120 97H118V100L120 99V100H122V101H118V100H116L115 101V104H114V106H113V104L111 105V106H113L112 108L114 109V110H112V108L108 105V103L110 104V102H108V98H106L107 96L109 97V96H111V95H109V94H107V93H109V90H108V88L110 87H108L107 88V83H106V81H107V79H106V81H105V74H106V72H105V70L104 69H106L105 67H104V69H102V67L103 66H101V63L99 64L98 63V61L97 60H95L96 58H93L92 59V56L90 57V55H91V52L89 53L88 52V50H86V48H84L83 47V45L82 44H80L79 42H74V41H72V42H74V43H79L80 45H82V46H80V45H78L79 47H82L81 49L79 48V47H74V49H75V55L73 54V55H71L70 53L72 52V51H69V54H65L64 55V53H61L62 51L63 52H65V50H66V52L68 51L67 49L68 48H65L64 50L62 49V47L65 45V44H67V41L66 40H68L67 38L70 36V37H72V40H75V38L77 37H79V35L77 36L76 34L74 35L75 37L73 38V33H71V31H70V29H69V27H71L72 25H74V23L72 24V22H74V20L71 18V17H69V18H71V21L69 20V21H66L67 19V17L70 15L71 16V14H67L65 17H64V19H65V21L66 22H68V25H67V23L65 24V22H63V20H62V15L64 14L65 15V13H64V11H63V13H61V10H63V7H62V5H65V4H67L68 6L70 5V4H68V2H67ZM77 1V0H76ZM80 1V0H79ZM78 1V2H79ZM87 2V4L88 3H90V2H88L89 0H86ZM116 1H119V0H116ZM125 2H126V5H127V2H129V1H127V0H124ZM132 1V0H131ZM158 1V0H157ZM159 1H161V0H159ZM163 1V0H162ZM161 1V2H162ZM174 1V0H173ZM192 1H195V0H192ZM9 2H11L10 3V5H9V3L6 5V6H12L11 4H13V3H15L16 2V0H14V2L12 3V1L10 0ZM64 2H67V3H64ZM70 2V1H69ZM155 2V1H154ZM171 2V1H170ZM178 2V1H177ZM201 2V1H200ZM6 3V2H5ZM44 3H46V2H44ZM47 3H48V1H47ZM74 3H75V0H74ZM77 3V2H76ZM118 3V2H117ZM120 3V2H119ZM130 3V2H129ZM192 3V2H191ZM195 3V2H194ZM0 4H2L1 3V0H0ZM39 4V3H38ZM43 4V3H42ZM41 4V5H42ZM92 4V3H91ZM115 4H116V2H115ZM146 4H147V2H146ZM162 5L164 4V7H159V5L157 6V4H156V6L160 9V8H165V9H162V10H164V12L166 11V4H168L167 2H166V4L165 3H161ZM15 5V4H14ZM30 5V3H28L27 4V7ZM40 4L38 5V7L37 8H40L41 7V10H42V7L43 6H41ZM44 5H46V4H44ZM58 5V4H57ZM79 5H83V4H79ZM79 5H77V7L76 8H78V6ZM93 5V4H92ZM114 4H112V6H113ZM121 5H123V4H121ZM130 5H131V3H130ZM129 4L127 5V6H129L128 8H129V12L132 14L133 12H131L130 11V8H131V6H130ZM150 6H151V4H149ZM152 5H153V3H152ZM161 5V6H162ZM179 5V4H178ZM183 5H184V3H183ZM194 5V4H193ZM197 5H199V4H197ZM2 7H4L5 5H1ZM6 6L3 8V9H6ZM9 6H8V9L9 10H11L12 8H9ZM32 6V5H31ZM31 6H30V9H32L31 8ZM50 5H49V10H50V8L52 9L53 7H51ZM56 6V7H55ZM86 6V5H85ZM89 6V5H88ZM112 6H110V7H108V8H106V9H108V11L110 10L109 8H111ZM172 6V8L171 9H173V5H171ZM46 7H48V4H47V6ZM66 7V6H65ZM70 7V6H69ZM83 7V6H82ZM91 7V6H90ZM89 7V8H90ZM119 7V8H118ZM118 7H116L117 9H116V11L117 12H119V14H118V16L123 12L122 10H123V8H122V10L120 11V5L118 6ZM123 7H125V6H123ZM147 7V6H146ZM155 8V10L156 9H158V8ZM184 7V6H183ZM25 7H23V9H24ZM36 8V9H37ZM53 8V9H54ZM62 8V9H61ZM87 8V7H86ZM88 8V10L87 9H84L85 11L87 10V11H89L90 9ZM113 8H115V7H113ZM151 9L149 10V11H153V7L151 6L150 7ZM169 8H170V5H169ZM169 8H168V10H167V12H170L169 11ZM186 8V7H185ZM191 8V7H190ZM192 8L194 9V6H192ZM8 9H6L7 11H9ZM29 9V8H28ZM30 9H29V11H30ZM64 9H66V10H68V7H66V8H64ZM70 9V8H69ZM80 9V8H79ZM93 9H95V8H92V10ZM127 8H125L124 10H126ZM135 9V8H134ZM149 8H146V10H148ZM184 9V8H183ZM182 8H181V10H183ZM196 9H198V7H196ZM203 9V8H202ZM6 10H4V11H6ZM26 10H27V8H26ZM26 10H22V11H24L23 13H21V15H23V17L22 16H20V17H22V19L23 18H26V16L24 15V13H25V11ZM34 10V9H33ZM33 10H31L30 11V13H33L34 11ZM41 10H39L38 12H40ZM82 12H83V10L82 9H80ZM91 10V12L92 13H96V12H93ZM199 10V9H198ZM19 11V10H18ZM21 11V12H22ZM29 11H26V12H29ZM80 11V12H81ZM85 11L83 12V13H81L82 14V17L83 16H87L86 14H87V11H86V14H85ZM184 11H186L185 9L183 10V12ZM76 12H78V14L80 13L79 12V10L77 11L76 10ZM111 12H113L112 10H111ZM114 12H115V9H114ZM121 12V13H120ZM126 12H128V11H126ZM125 12V13H126ZM163 12V13H164ZM182 12V13H183ZM187 12H189V10H187ZM195 11H193L192 9H191V12L189 13V15H190V17H188V18H186V16H188V14L185 12V18L187 19H184L185 21H187L188 22V20L190 21V18H191V20L194 22V21H196V22H198L199 21V18H200V20L202 21V19H201V17L202 16H204V14L201 16V12L200 11H197L196 10V12L199 14H195L194 13ZM202 12H204V9H203V11ZM36 13V12H35ZM41 13H42V11H41ZM68 13H70V12H68ZM116 13V12H115ZM129 13V14H130ZM153 13H155V11H153L151 14H152V16H150V17H143L144 19H142V21L144 22H138V26L139 27H141V26H143V25H145V26H150V28L152 29V27L153 26H155V24H160V26H159V28L160 27H162V28H160V29H164L163 27L164 26H162V25H166L167 26V28H170L171 29V27H169L168 25H170L171 24V22L173 21V23H172V25H170V26H172L173 28H172V39L174 40V42H179L181 39L180 38H182V39H184L183 37H184V34L182 33H179V32H184L183 31V29H185V28H187V26L185 27V25H183L185 28H183L182 30H179L180 28H182L183 26H181L180 27V25H182V24H179L178 22H176L175 21V17L176 16H174L173 18L171 17V16H169L168 15V13H166L167 14V17H166V19L163 17L164 15H165V13L163 14V16L160 14V15H158V14H153ZM159 13H161L160 11H159ZM192 13H194L193 15H191ZM4 14V13H3ZM15 14V13H14ZM13 14V15H14ZM17 15H15L14 17H13V15H12V17L15 19V21H16V18H18L19 19V15L20 14H18V13H16ZM85 14V15H84ZM97 14V13H96ZM111 14V13H110ZM110 14H108V15H110ZM117 14H115V15H117ZM129 14L127 13L126 15H128L129 16ZM130 14V15H131ZM150 14V13H149ZM171 14V13H170ZM176 14H178V12L176 13ZM27 15V14H26ZM29 15V14H28ZM33 15H34V13H33ZM36 15V14H35ZM32 16V17H34V18H37L36 16L37 15H39L38 13H37V15L36 16ZM90 15V12L88 13V16ZM95 15V14H94ZM98 15H100V13L98 14ZM105 15V14H104ZM108 15H105V16H107V17H109L110 18V16L112 17V15H110V16H108ZM123 15H125L124 13H123ZM173 15V14H172ZM181 15V14H180ZM194 15L196 16V18L194 17ZM199 16V18H198V16ZM8 16V15H7ZM17 16V17H16ZM25 16V17H24ZM87 16V17H88ZM95 16H97V15H95ZM105 16H104V18H105ZM135 16H136V14H135ZM139 16V15H138ZM193 18H192V17ZM16 17V18H15ZM31 17V18H32ZM98 17V16H97ZM95 17L94 18V20H93V17H91L92 18V20H91V23L89 22V24H91V26L93 27V30L95 31V32H97V34L100 36V41H101V44H102V48H103V53H104V51L108 54H111L112 56V58L114 59V57H115V62H117V59L120 61L121 59H125V57H127V56H130L129 55V53L130 52H132V50L130 49V52L129 51H127V43L125 42V40H124V36H123V31H122V28L120 29V30H115V33L112 35V36H110V37H108V34L107 33H105L104 31H102V32H104L105 34H103V33H100L101 31V25L102 24H106V21L105 22H102L103 21V16H102V14H101V17ZM116 17V16H115ZM125 17V16H124ZM130 17H133L134 19L133 20H135V17L133 16V15H131ZM173 19H171V18ZM180 17V16H179ZM182 17V16H181ZM180 17V18H181ZM30 18V19H31ZM75 18V17H74ZM114 18V17H113ZM205 18V17H204ZM18 19H17V21H18ZM79 19V18H78ZM81 19V18H80ZM129 19H132V18H129ZM195 19V20H194ZM24 20V19H23ZM23 20H22V22H18V23H23ZM32 20H33V18H32ZM73 20V21H72ZM82 20V19H81ZM136 20H138V18H136ZM171 20V21H170ZM184 20L182 21V23L184 22ZM10 21H11V19H10ZM10 21H8V23H10ZM19 21H21V19L19 20ZM128 21H130V20H128ZM175 21V22H174ZM177 21H178V19H177ZM7 22V21H6ZM5 22V23H6ZM33 22V21H32ZM31 22V23H32ZM33 22V23H34ZM63 22V23H62ZM78 21H77V19H76V23H77ZM137 22L135 21V25L137 24ZM187 22H184V23H187ZM192 22V23H193ZM195 22V23H196ZM203 22V21H202ZM69 23H71V25L69 24ZM110 23V22H109ZM130 23V22H129ZM132 23V22H131ZM131 23H130V26H128V27H132L131 26ZM175 23H178V25H179V27L180 28H178L177 26H175L174 27V25H175ZM180 23H181V21H180ZM183 23V24H184ZM191 23V22H190ZM190 23H187V25L188 26H190L191 24ZM7 24V23H6ZM64 24V25H63ZM141 24V25H140ZM174 24V25H173ZM200 24V23H199ZM203 24V23H202ZM109 25V24H108ZM194 25V24H193ZM198 25V24H197ZM6 26H10V25H6ZM67 26H69V27H67ZM106 26V25H105ZM118 24L116 25V27L118 28ZM125 26V25H124ZM138 26H136L137 27V29L139 30V28H138ZM200 26V25H199ZM202 26V25H201ZM32 27H33V25L31 24V28L30 27H28V28H30V29H32ZM66 27V28H65ZM102 27H104V26H102ZM114 27V26H113ZM116 27H114L115 29H116ZM26 30L28 29L27 28V26L26 27H24ZM34 28V27H33ZM72 28V27H71ZM91 28V27H90ZM100 28V29H99ZM113 28V29H114ZM150 28H146V27H144V30L146 31V29H147V31L148 32H146L147 34H150V35H146V33H144L145 34V36H147L148 38L149 37H152V39L151 38H149L150 39V41L149 40H146L144 37V34H143V32H144V30L143 29H141V30H139V32L141 31V33H140V35L138 36H135L136 38L137 37H139V38H137V42H138V40L140 39V37H141V39L142 40H146L147 42L149 41V42H152L153 44H156L157 42H155V41H157V40H155L154 41V37L156 36H153L154 35V33H153V30H151ZM158 27H156V29H157ZM178 28V29H177ZM189 28V27H188ZM190 28H191V26H190ZM189 28V29H190ZM192 28H194V27H192ZM36 29V28H35ZM67 29V30H66ZM73 29H74V27H73ZM92 29V28H91ZM113 29H111V30H113ZM131 29H133L132 30V33L129 31V30H127V29H125L126 31H128V34H129V32L132 34V36H133V31H134V34H135V31H137L136 30V28H134V26H133V28H131ZM130 29V30H131ZM135 29V30H134ZM149 29V30H148ZM166 29V28H165ZM164 29V30H165ZM195 29H197V28H195ZM7 30V29H6ZM24 30V29H23ZM25 30V31H26ZM69 30V31H68ZM151 30V32L153 33V35H152V33L150 32L149 33V31ZM192 30V29H191ZM191 30H189V31H191ZM201 30V29H200ZM199 30V31H200ZM30 31V30H29ZM34 31V30H33ZM66 31H68L69 33H70V35L66 32ZM92 32V30H89V32L88 33H91ZM126 31L124 32L125 34H126ZM174 31V32H173ZM177 31H179V32H177ZM188 31V30H187ZM138 31H137V34L139 33ZM168 33L170 32V31H167ZM28 33V32H27ZM31 33H32V31H31ZM50 33H51V35H53V36H51L50 35ZM157 33V32H156ZM191 33V32H190ZM189 33V34H190ZM5 34V33H4ZM7 34V33H6ZM30 33H28V35H29ZM93 34V33H92ZM106 34H107V36H106ZM124 34V35H125ZM127 34V35H128ZM21 35H22V33H21ZM91 34H89V36H90ZM152 35V36H151ZM168 35H170V33L168 34ZM186 35V34H185ZM9 36V35H8ZM13 36V35H12ZM15 36V35H14ZM13 36V37H14ZM31 36H33V34L31 35ZM84 36H85V34H84ZM88 36V35H87ZM129 36V35H128ZM132 36H130V39L132 38ZM191 36V35H190ZM29 37H30V35H29ZM33 37V38H34ZM94 37V36H93ZM146 37V38H147ZM10 39L12 38V37H9ZM16 38V37H15ZM89 38V37H88ZM135 38V39H136ZM157 38V37H156ZM186 38V37H185ZM4 39H5V35H4ZM4 39H2V41H4ZM6 39H8V38H6ZM21 40H24V39H22V37L20 38ZM28 39V38H27ZM27 39H25V40H27ZM96 39V38H95ZM129 39V38H128ZM140 39V40H141ZM180 39V40H179ZM20 40V41H21ZM41 40V41H40ZM90 40V39H89ZM139 40V42L141 43V41ZM154 42H153V41ZM176 40H178V41H176ZM186 40V39H185ZM1 41V40H0ZM12 41V40H11ZM10 41V43H12V42H14V41H12L11 42ZM18 41V40H17ZM64 41H65V44H62V43H64ZM70 41L71 40H69L68 42L70 43ZM84 41H85V39H84ZM83 41V42H84ZM93 41V40H92ZM130 42H132L131 40H129ZM181 41H183V40H181ZM5 42H6V40H5ZM22 43L23 42H28V40L27 41H21ZM21 42H19V43H21ZM71 42V43H72ZM138 42V43H139ZM149 42L147 43V45H149V46H144L143 47V45L141 46L143 49H146V52L144 53V54H147L149 51H148V49L150 50V47L152 46V47H154V48H157L158 49V45H153L152 43H150L149 44ZM173 42V43H174ZM31 43H32V39H31ZM70 43V44H71ZM73 43V44H74ZM85 43V42H84ZM13 44H15V42L13 43ZM16 44H18V43H16ZM33 44H35V43H33ZM38 44V43H37ZM36 44V45H37ZM60 44H61V48L60 49H62V51L59 53L58 51V53L56 52V49L58 50L59 49V47H60ZM70 44H67V45H69V46H72V45H70ZM131 44V43H130ZM145 44H146V42H145ZM152 44V45H151ZM159 44V43H158ZM24 47H25V44H22ZM22 45L20 46V44H19V46H20V50H21V47H22ZM28 45V44H27ZM32 45V44H31ZM100 45V44H99ZM141 45V44H140ZM151 45V46H150ZM173 45H175L176 46V44H173ZM181 45V44H180ZM187 45V44H186ZM28 46H30V45H28ZM59 46V47H58ZM66 46V45H65ZM75 46V45H74ZM84 46H86V45H84ZM160 46V45H159ZM24 47H23V51H24ZM31 47V46H30ZM29 47V48H30ZM100 47H101V45H100ZM140 47V48H141ZM147 47H149V48H147ZM4 48V49H3ZM18 47H16L15 49H17ZM34 47H32V49H33ZM97 48H99V47H97ZM101 48V49H102ZM141 48V49H142ZM154 48H152V49H154ZM164 48V47H163ZM12 49H14V48H12ZM11 49V50H12ZM18 49V50H19ZM55 49V50H54ZM59 49V50H60ZM134 49H137V47L136 48H134ZM165 49H166V47H165ZM177 49V48H176ZM179 49H180V46H179ZM179 49H177V50H179ZM18 50H16L15 52L16 53H18L17 51ZM53 50L55 51L54 53V55H53ZM71 50V49H70ZM156 49H154L153 51L154 52H156L155 51ZM31 51H34V50H31ZM34 51V53L36 54V52ZM74 51V50H73ZM87 51V52H86ZM134 51V50H133ZM136 51H140V49H139V47H138V50H136ZM145 51V50H144ZM148 51V52H147ZM152 51V50H151ZM167 51H168V49H167ZM175 51V50H174ZM181 51V50H180ZM187 51V50H186ZM8 52H10V54L8 53ZM65 52V53H66ZM97 52V51H96ZM127 52H129V53H127ZM140 52H142V51H140ZM140 52L138 53V54H140ZM157 52H159L160 53V51L158 50ZM164 52H166V51H164ZM162 50H161V53L159 54L158 53V55H157V53H155V54H151V52H149L150 54L149 55H152L153 57H154V55L155 56H160V57H158L159 59L161 58H163L161 55H163L164 56V53ZM31 53V52H30ZM33 53V54H34ZM101 53V52H100ZM134 53L135 52H133V55H134ZM137 53V52H136ZM175 53H176V51H175ZM184 53H185V51H184ZM183 53V54H184ZM20 54V53H19ZM18 54V55H19ZM21 54H22V52H21ZM23 54H24V52H23ZM90 54V55H89ZM142 54V55H141ZM140 54V56L144 59V58H146L145 56H147V55H143V53H141ZM172 54H174V53H172ZM171 54V55H172ZM187 54V53H186ZM36 55V56H37ZM97 55V54H96ZM132 55V54H131ZM149 55H148V60H150L151 58L153 59V57H149ZM15 56V55H14ZM186 56V55H185ZM131 57H133V56H131ZM190 57H191V55H190ZM195 57V56H194ZM20 58H24V57H20ZM117 58V59H116ZM181 58V57H180ZM189 58V57H188ZM192 58V57H191ZM132 59V58H131ZM141 59V58H140ZM154 59H156V58H154ZM153 59V60H154ZM163 59H165V58H163ZM168 58H166V60H167ZM170 59V58H169ZM179 59V58H178ZM182 59V58H181ZM196 59V58H195ZM158 60V59H157ZM184 60V59H183ZM183 60L182 61H180V62H182L183 64H184V62H183ZM191 60V59H190ZM60 61H62V63H60L61 65H62V68H64V69H62V70H64V71H66L68 74L67 75H71V77H70V75H69V77H70V82H68V84L66 85V82H65V80H66V78L65 77H63V75L62 74H60L59 72H61V70L59 71V62ZM122 61V60H121ZM144 61L145 60H139V64H140V62H141V64L142 65H144L145 63H144ZM188 61H189V59H188ZM110 62V61H109ZM108 62V63H109ZM148 62H150V61H146V63H148ZM158 62H160L159 60H158ZM163 62V61H162ZM169 62V61H168ZM167 62V63H168ZM186 62V61H185ZM96 63V64H95ZM112 63L114 64V62L112 61ZM151 63H153V62H151ZM187 63V62H186ZM185 63V64H186ZM106 64V63H105ZM137 63H135V65H136ZM164 64V63H163ZM182 64V65H183ZM107 65V64H106ZM111 65V67H112V64H110ZM122 65H124V60L122 61ZM153 65V64H152ZM168 66L170 65V64H167ZM198 65V64H197ZM139 66H141V65H139ZM183 66H185V65H183ZM87 67H88V70L91 68L92 70L94 69V68H96V71H98L97 70V68L99 67H101L100 69L102 70V72L104 73H102V78H101V76L100 77H98V76H96L95 77V71H92L91 69V71L94 73V74H91V76L92 75H94L93 77L94 78H91V76L89 77L88 75V73H86V75H85V73H84V77L83 78H85V81H86V83H87V86L89 87V90H91V91H89L92 95L91 96H93V98L95 99V97H96V99L98 100L97 102H94L95 103V105H97V106H93L91 103V105H89V102L88 101H86L87 103H88V105L90 106V107H88V105L86 106L85 104H84V100L82 101V99H80L79 97H78V95L80 96L81 94H78L77 95V93L78 92H76L75 90H74V92L75 93H73V90L71 89L74 85H72L73 84V81L75 80V78L77 79L78 77H76L77 75H79L80 73H82L83 72V70H86L87 69ZM94 67V68H93ZM111 67H109L110 69H111ZM118 67V66H117ZM145 67H147V65L145 64ZM164 67V66H163ZM182 67V66H181ZM187 67H189V66H187ZM186 67V68H187ZM193 67H197V66H193ZM98 68V69H99ZM123 68H124V66H123ZM122 68V69H123ZM138 69H139V67H137ZM136 68V69H137ZM142 68L143 67H141L140 69H139V72L140 71H142L143 73H139L138 71L135 73V74H137L138 75V73H139V75H142L143 76V74H144V72L146 73V70H142ZM148 68V67H147ZM198 68V67H197ZM99 69V70H100ZM113 69V68H112ZM111 69V70H112ZM149 69V68H148ZM175 71H178V73L179 72H182L183 70L180 68V67H178V66H176L175 68ZM188 69V68H187ZM87 70V71H88ZM90 70L88 71V72H90ZM95 70V69H94ZM168 70V69H167ZM59 71V72H58ZM112 71H114V69L112 70ZM150 71V70H149ZM198 71V70H197ZM196 71V69H195V72L194 73H196L197 72ZM84 72H86V71H84ZM151 72V71H150ZM149 72V73H150ZM97 73V72H96ZM100 73V71L98 72V74ZM167 73V72H166ZM171 73V72H170ZM97 74V75H98ZM118 74V73H117ZM159 74H160V72H159ZM169 74V73H168ZM60 75H62V77L65 79V80H62V78L60 77ZM104 75V76H103ZM128 75V74H127ZM146 75H147V73H146ZM164 75H166V74H164ZM142 76H137V79H139L140 77H141V79L143 78ZM145 76V75H144ZM172 76V75H171ZM75 77V78H74ZM103 77H104V79H103ZM129 78H130V76H128ZM139 77V78H138ZM165 77V76H164ZM173 77V76H172ZM194 77H195V75H194ZM145 78V77H144ZM152 78V77H151ZM154 78H155V76H154ZM69 79V78H68ZM74 79V80H73ZM126 80V79H125ZM143 80V79H142ZM157 80V79H156ZM168 80H171V79H169L168 78ZM139 81H140V79H139ZM173 81V80H172ZM172 81H171V84H173L172 83ZM71 82H72V84H71ZM115 82V81H114ZM164 82V81H163ZM85 83V84H86ZM109 83V82H108ZM116 83V82H115ZM167 83H168V81H167ZM170 83V82H169ZM75 84V83H74ZM136 84V83H135ZM147 84V83H146ZM165 84H166V81H165ZM109 85V84H108ZM140 85V83L138 84V86ZM167 85V84H166ZM166 85H164V87L167 89V87L168 86H166ZM115 86V85H114ZM123 86H127V85H123ZM10 87L12 88V89H10ZM76 87V86H75ZM75 87H73V89L75 88ZM112 87V86H111ZM119 87V86H118ZM117 87V88H118ZM128 87V86H127ZM126 87V88H127ZM137 87V86H136ZM141 87V85L139 86V88ZM122 88V87H121ZM120 88V89H121ZM147 88V87H146ZM163 88V87H162ZM169 88V90L170 91H172L170 88H173V87H168ZM115 89V88H114ZM130 89V88H129ZM166 89H163L162 91H166ZM192 89V88H191ZM113 90V89H112ZM114 91V90H113ZM112 91V92H113ZM120 91V90H119ZM125 91V90H124ZM161 91V90H160ZM188 91V90H187ZM111 92V91H110ZM128 92V91H127ZM132 92V91H131ZM116 93V92H115ZM120 93V92H119ZM124 93V92H123ZM170 93V92H169ZM179 93H181V92H179ZM184 93V92H183ZM185 93H187L186 91H185ZM185 93L183 94V95H185ZM125 94V93H124ZM172 94H173V92H172ZM175 94H178V93H175ZM189 95H190V90H189V93H188ZM188 94H186V95H188ZM107 95V96H106ZM113 95H115V94H113ZM117 95H118V93H117ZM179 95V98H176V103H173L174 105V108L173 109H175L176 111L178 110L177 109V107H178V105H179V107L178 108H180V105L183 107V108H181V109H179V112L177 111V114H179L180 113V118H182L183 119V121H185L184 122V127H183V125H182V127H183V131L185 132V124L186 123H190V124H192L191 125V127L194 125H196V123L195 124H193V121H191L190 120V118L189 117H191V116H189L188 114L190 113L191 115H193V116H195L196 114H194V112H192V110L193 109H191L192 108V105L194 104V103H192L193 101H191V98H190V96H187V98L185 97V96H183L182 94H178ZM180 95H182V96H180ZM194 95V94H193ZM192 95V100H194L193 99V96ZM177 96V95H176ZM128 97H129V95H128ZM178 97V96H177ZM181 97H182V99H181ZM7 98V100H5V98L3 97L2 98V102H3V104H5V105H7V104H10L9 103V100L11 99H8V97H6ZM12 98V99H13ZM82 98V97H81ZM92 98V99H93ZM141 98V97H140ZM149 98V97H148ZM173 98V97H172ZM95 99V100H96ZM110 99H112L113 100V97L112 98H110ZM117 99V98H116ZM128 99H130V101L128 100ZM180 99V100H179ZM94 100V101H95ZM115 100V99H114ZM113 100V101H114ZM124 100V101H125ZM173 100H175V96H174V99ZM187 100V101H186ZM93 100H91V102H92ZM110 101V100H109ZM127 101H129V102H127ZM137 101V102H136ZM153 101V100H152ZM155 101V100H154ZM153 101V102H154ZM185 102V103H182V104H180L179 102ZM98 102H100V103H98ZM136 104H135V103ZM12 103V102H11ZM93 103V102H92ZM97 103V104H96ZM111 103H112V101H111ZM114 103V102H113ZM116 103H117V105H116ZM140 103V104H139ZM157 103V102H156ZM190 103V104H189ZM175 104H178V105H176V108H175ZM217 104V103H216ZM115 105H116V107H115ZM187 105L188 106V108H187V106H186V108H185V106ZM189 105H190V107H189ZM109 106V107H108ZM6 107H8V106H6ZM94 109H93V108ZM97 107V108H96ZM98 107L100 108L99 110H98ZM118 107H120V109L118 108ZM150 107V106H149ZM110 108V109H109ZM142 108H144V111H145V109L146 110H148V107H146V104H145V107H142ZM157 108H158V106H157ZM215 112H214V116H213V121H212V123H213V126H214V132H213V134H214V136H215V140H214V144H215V163H214V171H215V182H216V189H215V196H216V200H217V203H219V204H221V212L222 213H225V209H224V205H225V203H227V197H226V195H227V182H228V177H229V170H230V168H232L234 165H235V161H236V158H237V155H238V153H239V146H240V143H239V139H240V132H242V133H245L246 131H245V126H246V123H247V120L246 121H244L243 123H241V127H239L238 125H235V124H232V122L228 119V117L226 116V113L225 112H223L224 110H222L218 105H215ZM121 110V111H119V110ZM153 109V108H152ZM152 109H150L149 108V110L151 111ZM111 110L112 111H114L113 113H114V115L115 114H120V115H115V117H114V115L112 114V112H111ZM148 110V111H149ZM189 110H191L190 112H189ZM149 111V112H150ZM158 111V110H157ZM162 111H163V113H164V110L162 109ZM193 111H195V110H193ZM146 112V111H145ZM146 113V115H147V117H150V119L153 117V113L154 112H150V113ZM165 112H167V111H165ZM175 112V111H174ZM182 112V113H181ZM188 114H187V113ZM193 114H192V113ZM210 112V111H209ZM151 113H152V115H151ZM155 113H157V112H155ZM154 113V114H155ZM207 113V112H206ZM10 114V113H9ZM138 114V116L139 115H141V117L143 116V114H141L140 113V110H139V113H137ZM137 114H136V116H137ZM149 114H150V116H149ZM159 115H161L160 114V111H159V113H158ZM158 114H156L155 115V117H153L154 119H155V123L158 121L157 119H156V117L158 118ZM168 114V112L167 113H165V115H164V117L166 116ZM171 114H172V112H171ZM171 114H170V116H171ZM185 114H187L188 115V117H187V115L185 116ZM208 114V113H207ZM124 115V114H123ZM173 115H174V113H173ZM17 116V115H16ZM170 116H168L167 115V119L168 120H170V119H172V116H171V118H169ZM192 116V118H194ZM209 116V115H208ZM117 117V118H116ZM175 117V116H174ZM176 117L178 118V115H176ZM175 117V120L177 119ZM116 118V119H115ZM125 118V117H124ZM144 118L145 119H147L145 116H143L142 117V119L141 120H139L138 122H139V124H138V122L137 123H135L137 126H139V127H137L140 131V134L141 135H145V137L147 136V133H149L148 135L149 136H147V138L148 139H150V140H152L153 138L152 137H154V140H156L155 139V137H157L158 136V138H160L161 136H162V134H164L165 132H166V134H165V136H163L162 138H163V140L160 138V141L158 140V138H157V140H158V142H160V144H161V142H163V141H165L166 139V141L165 142H163L162 143V147H164V143H165V148H166V150H167V148L168 147H166V146H169L170 148V150L174 153H169V149L167 150L168 151V154L167 153H165V149L164 150H162V154H163V152H164V154L163 155H165V154H167V155H169L170 157H171V155L173 154V155H175V153H176V151H179L178 149H180V150H182V148L180 147V148H178L177 146H181V144H179V145H177L178 143H181V142H175V144L177 145H175L174 144V142L172 143L174 146H173V148H175V150H173L171 147V143H168V141L169 142H171V140L173 141V139H171V140H168V138L169 137H174V134H171L170 135V133L169 132H171L170 131V129L169 130H167V131H165L166 129H168L169 128V126L171 125V127L172 126H176V125H172V123H173V121H171L170 120V122L169 123H171L170 125L169 124H167V125H169V126H166V128L165 127H162V128H160L161 126H163L164 124H165V122L164 121H166V122H168L167 121V119L166 118H164L165 120H163V122H164V124L163 125H161V126H159L158 128H160V130L162 131H160L159 129H158V134L160 135L161 133V136L159 137V135H157V136H154V135H156L155 133H157V130H153V126L151 125V120L150 119H147V120H149L148 122L149 123H147V121L146 122H144L143 120H144ZM159 118H160V116H159ZM158 118V119H159ZM162 116H161V120H162ZM108 119V120H107ZM112 119H114V120H112ZM123 118H121L120 120H122ZM137 119L138 118H136L135 120H134V122L135 121H137ZM159 119V121L157 122V126L158 125H160V124H158V123H160V120ZM195 119V118H194ZM194 119H192V120H194ZM107 120V121H106ZM130 120V119H129ZM180 120V119H179ZM104 121V122H103ZM105 121H106V123H105ZM141 121L143 122V124L141 123ZM154 121V120H153ZM152 121V122H153ZM104 123V124H102V123ZM119 122V121H118ZM122 122H123V120H122ZM162 121H161V124L163 123ZM177 122V121H176ZM176 122L174 121V123L176 124ZM194 122H196L195 120H194ZM111 123V122H110ZM109 123V124H110ZM129 123V122H128ZM133 123V122H132ZM132 123L130 124V125H132ZM154 123V122H153ZM173 123V124H174ZM179 123H183V122H179ZM10 124H13V125H10ZM102 124V125H101ZM134 124V123H133ZM141 124V125H140ZM136 125H135V127H136ZM153 125H155V124H153ZM155 125V126H156ZM165 126V125H164ZM186 126H190V125H186ZM209 126V125H208ZM168 127V128H167ZM170 127V128H171ZM124 128V127H123ZM188 128V127H187ZM186 128V129H187ZM193 129H191V128H188V129H190L189 130V132L191 131V130H193L194 131V133H195V127H192ZM172 129V128H171ZM175 129V128H174ZM124 130H126V129H124ZM181 130V131H182ZM208 130H209V127H208ZM130 131V130H129ZM153 131V132H152ZM165 131V132H164ZM174 131V130H173ZM180 131V130H179ZM188 131V130H187ZM192 131V132H193ZM112 132V133H111ZM114 132V133H113ZM150 132L151 133H154V134H152V137H150L151 136V134H150ZM175 132V131H174ZM173 132V133H174ZM184 132H182V135H187V134H183ZM188 132V133H189ZM192 132L190 133V135H189V137H184V139L186 138H188V139H191V136H192V138H194L195 136H196V134L195 135H193L192 134ZM208 132L209 131H207V135H208ZM117 133V132H116ZM120 133V132H119ZM128 133V134H127ZM167 133H169V135L167 134ZM176 133V132H175ZM181 133V132H180ZM179 133V135H181ZM113 134V135H112ZM125 134H126V136H125ZM192 134V135H191ZM110 135H111V137H110ZM169 136L168 138H166L167 136ZM177 135H178V132H177ZM143 136L141 137L142 139L141 140H143ZM188 136V135H187ZM114 137V138H113ZM150 137V138H149ZM171 137V138H172ZM183 137V136H182ZM207 137V136H206ZM128 138V137H127ZM175 138L177 139V138H181L180 136H176V134H175ZM208 138H209V135H208ZM178 139V140H179ZM183 138H181V140H182ZM188 139H187V143H191V141H193V142H195L194 141V139L192 140L191 139V141L190 142H188ZM207 139V138H206ZM114 140V141H113ZM127 140V141H126ZM140 140V142L142 143V141ZM180 141V140H179ZM153 142V141H152ZM208 142H209V140H208ZM144 143V142H143ZM155 143H156V141H155ZM167 143L169 144V145H167ZM186 143V144H187ZM117 144V145H118ZM171 144V145H170ZM195 143H193V145H194ZM208 144V143H207ZM126 145H128L127 143H126ZM157 144H155V145H153V147H151V148H153V150H155L156 148H158L159 147V145L158 146H156ZM154 146H156V148L154 147ZM136 147H138V146H136ZM136 147H134V149L136 148ZM178 149H177V148ZM191 146H188V148H190ZM192 148V147H191ZM118 149H120V150H118ZM127 149V150H128ZM132 149V150H131ZM158 149H160V147L158 148ZM158 149H156L155 150V152H154V154H156L157 153V151H158ZM163 149V148H162ZM161 150V149H160ZM159 150V151H160ZM190 150V149H189ZM207 150V149H206ZM208 150H209V148H208ZM183 151V150H182ZM191 151V150H190ZM136 152V153H135ZM161 152V151H160ZM181 151H179L178 153H180ZM184 152H185V150H184ZM119 153V154H118ZM123 153V155L124 156H122L121 154ZM185 153H188L187 151L185 152ZM37 154H40V155H42V159H40V156H39V159L37 158V160H36V157H37ZM55 154H58V155H60L64 160V170H58L57 168H56V165H55V161H54V158H55ZM133 154H134V156H133ZM146 154V153H145ZM171 154V155H170ZM181 154V153H180ZM189 154H190V152H189ZM135 155H138L139 156V158H143V159H139L138 158V156L137 157H135ZM158 155V154H157ZM156 155V156H157ZM172 155V157L174 158V159H176L175 157L176 156H173ZM210 155V154H209ZM153 156V155H152ZM151 156V158H153ZM155 156V155H154ZM161 155L159 154V156H157V157H160ZM1 157L2 156H0V164H1V162H3V161H5V160H3V159H1ZM125 157V158H124ZM133 157H135V159L136 158H138L139 159V161H138V159H136L137 160V162L135 161V159H134V161H132V160H130V159H133ZM178 157V156H177ZM189 157H190V155H189ZM127 158V159H126ZM128 158H129V160H128ZM160 158H163L162 156L160 157ZM9 159V160H10ZM164 159V158H163ZM178 159H180V158H178ZM190 158H188V160H189ZM3 160V161H2ZM165 160V159H164ZM163 160V161H164ZM167 160L168 159H166V162H164L163 164H165V165H167L168 167H166L165 165V167L167 168L166 169V171L168 172V175H169V177L168 178H170L171 180V182L173 183V184H175V186L177 185L178 186V189L181 187V186H179V185H182V188L183 189H185V185L187 184V181H189V180H187L186 181V179L188 178L189 179V176L188 177H186V179H184V175H185V173H186V169L184 168L183 169V165L184 164H187L188 165V161L186 160V163H184V164H182L183 163V161L184 160H182V159H180V160H182V162H181V164H182V169L185 171H183L184 172V174H183V172H179V171H181V169L178 171V169H177V164H179V166H180V163H177V162H173L171 165H173V164H175V166H176V169H177V171L178 172H176L177 173V175H179V176H177L178 178H176V175L175 176H172L173 174H175L174 173V171L173 172H171L172 170H170V169H172L171 167L172 166H170L169 165V161H168V164H167ZM11 161V162H12ZM160 161V160H159ZM210 161V160H209ZM10 162V161H9ZM135 162H136V164H135ZM161 162L162 161H160L159 163H157V164H160V166H163V165H161ZM134 163V164H133ZM171 163V162H170ZM177 163V164H176ZM3 164V163H2ZM139 164V165H138ZM134 165V166H133ZM138 165V166H137ZM186 165V166H187ZM60 166V165H59ZM155 167V169L153 170V168L152 167ZM164 166H163V168H164ZM178 166V167H179ZM189 166V165H188ZM187 166V167H188ZM4 167V166H3ZM170 167V168H169ZM184 167H185V165H184ZM7 168V167H6ZM131 168H132V170H131ZM133 168H134V171H133ZM157 168V169H156ZM0 169H1V166H0ZM173 169L176 171V169H175V167H174V165H173ZM32 171V173L30 172V171ZM157 170V171H156ZM164 171V169H161L160 171ZM1 171V170H0ZM132 171V172H131ZM170 171V172H169ZM188 171V170H187ZM211 171V170H210ZM253 169L250 167V180L246 183V181H244V183H245V188L246 187H250L249 189H248V194L246 193V195H249V198H250V201H251V203H252V207H253V211H254V213L257 215V216H261V215H263L264 214V195L262 194L263 193V190H262V187H261V185H260V178L259 177H261V173L263 172L262 170H260L259 171V173H258V175L257 176H253ZM31 173L32 175L29 177V178H31L30 180L32 181V185L34 186V189H33V191H32V193L33 194H31L30 196H32L33 197V199H30V196H29V198H28V195H26L27 194V192H26V194H25V192H23V191H19V190H15L17 187H14V183H15V181L18 179V177H23V178H25V176L28 174V173ZM30 173H29V175H30ZM143 173V174H142ZM171 173V174H170ZM180 173V174H179ZM182 173V174H181ZM120 175V176H118V175ZM158 174H161L160 176L159 175H157V179H159V177H161L159 180H158V182L161 180V179H165L166 181L168 180L169 181V179H166L165 178V176L163 177V175L164 174H166V172L164 171V174L162 175V172H158ZM188 174V173H187ZM28 175V176H29ZM154 175V176H153ZM65 176V175H64ZM70 176V175H69ZM68 176V178H70ZM152 176V177H151ZM180 176H181V178H182V182H183V179L186 181V184L183 182L182 184L181 183H179V182H177L176 180V182H174V177L176 178V179H179L180 178ZM186 176V175H185ZM264 176V175H263ZM33 177V178H32ZM94 177V178H93ZM125 178V179H129L130 181L132 180V178H133V176H131V178ZM134 177H136V176H134ZM149 178V179H148ZM152 178V179H153ZM259 178V179H258ZM56 179H59L57 182L55 181ZM63 179V178H62ZM67 179V178H66ZM85 179L83 180L84 182H85ZM103 179V178H102ZM121 179V178H120ZM134 179H136V178H134ZM138 179V178H137ZM139 179H140V177H139ZM173 179V180H172ZM68 180V179H67ZM66 180V181H67ZM78 181V182H73V181ZM86 180V181H87ZM96 180H98V179H96ZM107 180V179H106ZM122 180H123V178H122ZM64 181V180H63ZM69 181V180H68ZM83 181H81V182H79L78 183V185L81 183V184H83ZM102 181V180H101ZM110 181H111V179H110ZM112 181H114V180H112ZM125 181V180H124ZM123 181V182H124ZM130 181H128V182H130ZM147 181V182H148ZM162 181V180H161ZM160 181V182H161ZM166 181H162V185L161 184H159L158 186H160V187H162L163 186V189H164V183L166 182ZM167 181V182H168ZM166 182V187H170L171 188V191H172V193H173V189H175V191H177L176 190V187L172 184V185H169L171 182ZM179 181V180H178ZM65 182V181H64ZM63 182V183H64ZM99 182V181H98ZM97 182V183H98ZM105 182V181H104ZM116 182V180L114 181V183ZM133 182V181H132ZM136 182V181H135ZM139 182V181H138ZM142 182V181H141ZM156 182V183H155ZM164 182V183H163ZM264 181H261V183H263ZM17 183V182H16ZM86 183V182H85ZM84 183V184H85ZM95 183V182H94ZM105 183H110V182H105ZM104 183V184H105ZM117 183L119 184V179L117 180ZM121 183V182H120ZM131 183V182H130ZM137 183V182H136ZM140 183V182H139ZM153 183H155V184H153ZM88 184V183H87ZM100 184H102V183H100ZM111 184V183H110ZM112 184H113V182H112ZM124 184V183H123ZM127 184V183H126ZM132 184H134V182L132 183ZM167 184H168V186H167ZM191 184V183H190ZM264 184V183H263ZM12 185H13V187H12ZM77 185V184H76ZM77 185V186H78ZM141 185V184H140ZM184 185V186H183ZM67 186H70V184H68ZM87 186V185H86ZM90 186V185H89ZM88 186V187H89ZM96 186V188L95 189H97L98 188V190L100 189V187H101V185L98 187L97 185H95ZM94 186V187H95ZM108 186V185H107ZM116 186H117V184H116ZM129 186V185H128ZM157 186V187H158ZM192 186V185H191ZM263 186V185H262ZM76 187V186H75ZM82 187V186H81ZM106 187V186H105ZM105 187H104V189H105ZM110 187V186H109ZM123 187V186H122ZM121 186H120V188H122ZM124 187H125V185H124ZM130 187V186H129ZM129 187L127 188V186H126V188L129 190ZM135 187H136V185H135ZM141 187V186H140ZM165 187V188H166ZM174 187V188H173ZM190 187V186H189ZM189 187H187V185H186V188L189 190L190 188ZM264 187V186H263ZM60 188H61V191L63 190V188L65 189V190H67V188H65L64 186H63V188H62V186H60L59 187V189H57V191L58 190H60ZM70 188H71V186H70ZM69 188V189H70ZM74 188V187H73ZM93 188V187H92ZM103 188V187H102ZM114 188V187H113ZM119 188V189H120ZM133 188V187H132ZM131 188V189H132ZM142 188H143V186H142ZM141 188V190L144 192V189H142ZM145 188V187H144ZM79 189V188H78ZM94 189V188H93ZM92 189V190H93ZM108 189V188H107ZM106 189V190H107ZM114 189H117V187L116 188H114ZM123 190L125 189V188H122ZM134 189V188H133ZM131 190V191H136V190ZM136 189V188H135ZM159 189V188H158ZM105 190V191H106ZM137 190H138V185H137ZM140 190V189H139ZM137 191V192H139L140 193V191ZM159 190H162L161 188L159 189ZM165 190V189H164ZM20 193H19V192ZM49 191H52V192H49ZM56 191V192H57ZM73 191H75V190H73ZM96 191V190H95ZM126 191V190H125ZM148 191H149V188H148ZM163 191V190H162ZM165 191H168L167 190V188H166V190ZM186 191V190H185ZM193 191V190H192ZM243 191V190H242ZM22 192V193H21ZM49 192V193H48ZM100 192H102V191H100ZM116 192H118V193H121V192H123V191H121L120 190V192L119 191H116ZM129 192H130V190H129ZM134 193L135 195H133V193H132V197L134 198V196H136V199H138V195L140 196V194L139 193ZM146 192V191H145ZM154 192V191H153ZM169 192V195L171 196L172 195V193L170 192V191H168ZM178 192V191H177ZM174 193V195L173 196H176L177 194V196H176V198L179 196V194L180 193ZM179 192H180V189H179ZM187 192V191H186ZM24 193V194H23ZM127 193H128V191H127ZM126 192H125V194H127ZM147 193V195H149L148 193L149 192H146ZM151 193V192H150ZM160 193H162V192H160ZM167 193V192H166ZM185 192H183V194H184ZM193 193V192H192ZM191 193V194H192ZM23 194V195H22ZM96 194V193H95ZM106 194V193H105ZM130 194V193H129ZM142 194V193H141ZM168 194V193H167ZM167 194L166 195H164V192H163V196H166V197H169L170 198V196H167ZM189 194H190V192H189ZM25 195V196H24ZM97 195V194H96ZM95 195V196H96ZM100 195V194H99ZM98 195V196H99ZM119 195H121V194H117V196H119ZM146 195V194H145ZM101 196V195H100ZM104 196H106V195H104ZM114 196V195H113ZM112 196V197H113ZM121 196H123V195H121ZM155 196V195H154ZM153 196V197H154ZM191 196H193V195H191ZM194 196H195V194H194ZM31 197V198H32ZM124 197V196H123ZM122 197V200L124 199V198H126L127 199V195L123 198ZM35 198V199H34ZM142 198V197H141ZM155 198V197H154ZM158 198H160V196H158ZM184 198V197H183ZM187 198V197H186ZM185 198V199H186ZM248 198V197H247ZM45 199V200H44ZM52 199V198H51ZM113 199V198H112ZM116 199V198H115ZM119 199V198H118ZM125 199V201L127 202L128 201V204L130 203L129 201L130 200H126ZM156 199V198H155ZM162 199V198H161ZM167 199V198H166ZM175 199V198H174ZM182 199V198H181ZM191 199V198H190ZM170 200L171 199H169V202H170ZM180 200V199H179ZM178 200V201H179ZM30 201H31V203H30ZM105 201V200H104ZM107 201V200H106ZM111 201V200H110ZM131 201L133 202V200L131 199ZM163 201V200H162ZM175 201V200H174ZM186 200H182V203L183 202H185ZM196 202L197 201V197H195V199L192 197V200L191 201H187V203L189 202V204H191L190 202ZM102 203H103V201H101ZM126 202L124 203V201H122V202H120V203H123V204H126ZM136 202V201H135ZM168 202V201H167ZM192 202V203H193ZM29 203H30V205H29ZM102 203H100V205L102 204ZM112 203H115L114 201H112ZM116 203H118V202H116ZM119 203V204H120ZM165 203V202H164ZM172 203V202H171ZM181 205H182V207L180 206V204H177L178 206V211L179 210H182V212L183 211H185V212H187L186 210L187 209H189L190 208V206H189V208L186 206V205H189V204H187L186 202V204H182L181 203V201L179 202ZM46 204V203H45ZM110 205H111V203H109ZM132 204V203H131ZM167 204V203H166ZM175 204V203H174ZM173 204V205H174ZM48 205V204H47ZM46 205V206H47ZM114 206L116 205V204H113ZM120 205H122V204H120ZM130 205V204H129ZM128 205V206H129ZM132 205H134V204H132ZM131 205V206H132ZM168 205V204H167ZM183 205H185V206H183ZM49 207H47L48 208V210H50V211H48L47 210V208H46V213H44L43 211H42V213L41 214H43L44 213V215H42V217H47L48 216V214L49 213H52L51 211H53V208H55L56 206H54V207H51L52 205H48ZM106 206H108V205H106ZM34 207V208H33ZM59 207V206H58ZM57 207V208H58ZM100 207V206H99ZM101 207H102V205H101ZM111 207H112V205H111ZM122 207V206H121ZM120 207V208H121ZM125 207V206H124ZM127 207V206H126ZM176 207V206H175ZM56 208V209H57ZM103 208V207H102ZM129 208V207H128ZM199 208V207H198ZM43 209V208H42ZM41 209V210H42ZM58 209H60V208H58ZM57 209V210H58ZM104 209V208H103ZM168 209V208H167ZM169 209H171V207L169 208ZM191 209H193V207L191 208ZM197 209V208H196ZM41 210H40V212H41ZM99 210H101V209H99ZM125 210V209H124ZM123 210V211H124ZM34 211V210H33ZM48 211V212H47ZM55 211V210H54ZM59 211H62V210H59ZM103 211V210H102ZM189 211H190V209H189ZM238 213H239V218H240V225H241V229H242V240H243V247L244 248H247L248 250H250V254H252V253H254V252H257V255H256V257L255 258H253V262L256 264V262H257V264H262V261L264 260V259H262V258H264V256L262 257V255L264 254V237L262 236V235H264V233H262V231L264 230V219H263V221H255V222H251V220H250V222H249V220H248V218L249 217H251L250 216V210L248 209V207H246V204L245 203H240V204H238ZM175 212H176V210H175ZM184 212V213H185ZM194 212V211H193ZM192 212V213H193ZM35 213H37L36 211H35ZM48 213V214H47ZM54 213V212H53ZM188 213V212H187ZM195 213V212H194ZM238 213H236V214H238ZM41 214H37V215H39L38 216V218H40L41 216ZM102 214V213H101ZM176 214V213H175ZM177 214H178V212H177ZM179 214H180V217H182V215H181V211L179 212ZM183 214V213H182ZM229 214V213H228ZM51 215V214H50ZM178 216V215H177ZM196 216V215H195ZM195 216H193L194 217V223H195V220H196V218H195ZM198 216V215H197ZM99 217V216H98ZM191 217V216H190ZM253 217V216H252ZM251 217V218H252ZM166 218V217H165ZM168 218V217H167ZM177 218V217H176ZM179 218V217H178ZM88 219V218H87ZM94 219V218H93ZM104 219V218H103ZM172 219V218H171ZM200 220H201V227L204 229V225L202 226V224H203V222H202V219L201 218H199ZM199 219H197V220H199ZM255 219V218H254ZM31 220V219H30ZM36 220V219H35ZM81 220V219H80ZM91 220V219H90ZM96 220V219H95ZM95 220H93V221H95ZM107 220V219H106ZM183 220V219H182ZM190 220V219H189ZM199 220V221H200ZM259 220V219H258ZM38 221V220H37ZM76 221V220H75ZM84 221V220H83ZM89 221V220H88ZM100 221V220H99ZM136 220H134V222H135ZM137 221H138V219H137ZM184 221V220H183ZM199 221H197V222H199ZM78 222H79V220H78ZM85 222V225L83 226L82 224L83 223H81V227H82V229L81 230H79V229H77L76 227L78 226V228H79V225H80V223L79 224H77V226H75V224H73V223H70V224H68V226L69 227H72V229H73V227L75 226V228H74V230L76 231V229H77V232H73V230L72 229H70L68 226V228L70 229V230H72V232L70 233H68V235L66 234V232H65V235L62 233V235H64V237H62V235H60V233L61 232H64V230H66V225H65V228L64 227H60V228H64V229H61V230H59L58 232V235H56V237H55V239L56 240H54V239H52V241H49V239L51 238L50 236H53L52 234H54L55 235V233L54 232H56L57 230V226H54V231H52L53 233H51V231L49 232V233H44V235H46V237L44 236V235H42L41 237L43 238L42 240H38V242H39V244H41L40 243V241L42 242V246L40 245L39 246V248H41V249H38V251H39V255H38V257H39V259H41V257H43V256H45V258L47 259V257H50V261H49V258H48V261L50 262V264H75L77 261H83V260H93L94 259V257L92 256V258L91 257H89V255L92 253V255H95V252H96V250H97V248L99 247V245H101V244H99L100 243V241H104V239L106 238V240H110V242H109V245L110 246H112L111 247V249H110V251H109V249L107 248V250L109 251V252H107V250L105 251L104 249H103V246H104V242L102 243V249H99L98 248V250L99 251H102V250H104V252L102 251V252H100L101 254H99L100 256L97 258V259H94V260H97V263L96 264H137V261L136 260H134V262H132L130 259H132V257H136L137 259H138V262L140 263V264H142L143 263V261H139V257L141 256V255H143V253L145 254V252H143L144 250H146L145 248L146 247H144V244H149V247L150 248H152V246L154 247V246H157L158 244H159V242H163L162 244H164L165 242L164 241H167V240H165L164 239V241H163V238H162V236H158V232H156L155 233V231H152V227H151V229H149V232L150 231H152L153 233H155L156 234V236H154L155 238H158V240H157V242H156V240H155V238L153 237V236H149L148 234H149V232L148 231H145V229H143L142 230V228L141 227H143V225H141V227H138V225L136 226V227H138V228H140L141 229V231H140V233H138L139 235H137V233H135V236H134V233H133V231H131V230H129L128 229V234H130V233H133V236H132V234H131V236H128L127 235V233H126V231H127V228H126V230L124 231L125 232V235L123 234V232H121L122 234H120L119 232H120V230L118 229V227L116 228V230L118 229V231L116 232L118 235H124V236H126V237H124V238H120L121 236H115L114 234H113V232H114V229H112L111 231L112 232H109L110 231V229L112 228V227H114L115 228V225L114 224H112V225H114V226H111L110 228L108 227V225L110 224V222L108 221V222H106L105 221V223H106V225H104L103 223V226H105V230L106 231H108L107 230V228L109 229V231L106 233V231L105 230H103V231H105V232H98V233H96L98 230L100 231H102V229L101 228H97L96 226H102L101 225V223L100 222H93L92 224H89V223H87L86 224V221H84ZM124 222V221H123ZM145 222V221H144ZM157 222V221H156ZM155 221H153V223H156ZM185 222V221H184ZM192 221H190V223H191ZM33 223L35 224V221H33ZM74 223H76V222H74ZM97 224L95 227L94 226H92L93 224ZM107 223H108V225H107ZM112 223V222H111ZM121 223V222H120ZM167 223H170V221L169 222H167ZM172 223V222H171ZM174 223V222H173ZM176 223V222H175ZM25 224H27V225H25ZM158 224V223H157ZM198 224V223H197ZM196 224V225H197ZM71 225H73V226H71ZM91 228L92 227V229L94 228V230H95V228H96V230L95 231H93V230H91L88 226ZM111 225V224H110ZM136 225V224H135ZM150 225V224H149ZM188 225H189V223H188ZM195 224H194V229L196 230H194V233L197 235V229L195 228V226H196ZM200 225V224H199ZM198 225V226H199ZM86 226L88 227V229L87 230H85L86 229ZM107 226V227H106ZM140 226V225H139ZM154 226H156V225H154ZM168 226H169V224H168ZM170 226H172V225H170ZM177 226V225H176ZM55 227H56V229H55ZM150 227V226H149ZM173 227V226H172ZM179 227H181L182 228V226L180 225ZM201 227H199V228H201ZM251 227H253L254 228V230L250 233V228ZM29 228V229H28ZM67 228V229H68ZM134 228V227H133ZM146 228V227H145ZM148 228V227H147ZM146 228V230H148ZM161 228V227H160ZM177 227H175V230H177L176 229ZM184 228V227H183ZM179 229V228H178ZM191 229V228H190ZM220 229L222 230V231H225V230H227L228 229V223L226 222V221H224V222H222V223H220ZM237 229V228H236ZM56 230V231H55ZM79 230V231H78ZM115 230V231H116ZM184 231L185 230H187V229H183ZM202 230V229H201ZM200 230V231H201ZM31 231H34V230H31ZM142 231H143V235L141 234L142 233ZM157 231H159V230H157ZM166 231V230H165ZM177 231H180L181 232V230L179 229V230H177ZM183 231V232H184ZM189 231V230H188ZM192 231H193V227H192ZM203 232H204V230H202ZM202 231H201V233H202ZM46 232V231H45ZM48 232V231H47ZM67 232H68V230H67ZM130 232V233H129ZM144 232H148V234H146V233H144ZM150 233V235H152L153 233ZM172 232V231H171ZM179 232V233H180ZM182 232V233H183ZM191 232V231H190ZM51 233V234H50ZM99 233H102V235L103 236H105V238L103 239V237H101V234H99ZM106 233V234H105ZM173 233V232H172ZM178 233V234H179ZM192 233V232H191ZM191 233L190 234H187V233H183L184 235H182V237L180 236L179 238V241L180 240H182L183 239V236L184 237H187L188 235H191ZM194 233L192 234V235H194ZM31 234H32V232H31ZM48 234V235H47ZM49 234H50V236H49ZM116 234V235H117ZM140 234H141V236H140ZM144 234H146V235H148L147 237H146V235L144 236ZM186 234H187V236H186ZM60 235V237H58ZM106 235H111V238H107L106 237ZM162 235V234H161ZM196 235H194L195 237H196ZM258 235H259V239L261 240L260 241V243L259 242H257V239H258ZM67 236H68V240L66 239L67 238ZM115 236V237H114ZM193 236V237H194ZM202 236V235H201ZM1 237V236H0ZM40 237V238H41ZM63 239H62V238ZM110 237V236H109ZM148 237H149V239H148ZM191 237V236H190ZM190 237H187L186 239H189ZM8 238V237H7ZM39 238V237H38ZM58 238H60V239H58ZM159 238H162V240H160ZM199 238V237H198ZM202 238V237H201ZM28 239H30V240H28ZM64 239H66V241L64 240ZM103 239V240H102ZM147 239H148V241H147ZM178 239V238H177ZM191 239V238H190ZM194 239V238H193ZM63 240V243L61 244L60 243V241H62ZM146 240V241H145ZM192 240V239H191ZM241 240V241H242ZM35 241V240H34ZM144 241V242H143ZM179 241H177V243H179L180 244V247H182V248H184L185 246H187V244H189V243H186V245H184L183 244V242H182V245H184V246H181V241L179 242ZM194 241H201V239H194ZM193 241V242H194ZM27 242H28V244H27ZM108 242V241H107ZM204 242V241H203ZM206 242V241H205ZM33 243V242H32ZM112 245H111V244ZM155 243H157V244H155ZM172 243V242H171ZM195 243V242H194ZM254 243H258V246H259V248H256L255 247V244ZM45 244H47L48 245V249L46 248V250H45V248L44 247H47V246H45ZM141 244V245H140ZM143 244V245H142ZM168 243H165V245H167ZM176 243H174V248H173V250L171 251V252H169L170 254L169 255H167L166 256V258H165V264H177V262H179V260L181 259V260H183V258H185L184 260H185V262H183V261H181V262H179V264H184V263H188V259H191V258H187L186 256H184V255H186L187 254V252L189 253V251H187L189 248H191V246L190 245H192V242H191V244H189L188 246V248L186 247V249L184 248V249H181L180 247H179V245H177L179 248H176L177 246L175 245ZM37 245H38V243H37ZM150 245H152V246H150ZM159 245H161V244H159ZM158 245V246H159ZM164 245V246H165ZM173 244H169V246H172ZM198 244H197V242H196V245L195 246H197ZM199 245H201V243L199 244ZM203 245V244H202ZM201 245V246H202ZM204 245H205V243H204ZM31 246H32V244H31ZM101 246H100V248H101ZM157 246V247H158ZM193 246V249H194V245H192ZM207 246V245H206ZM208 246H210V244H208ZM149 247H147V251H149V250H152V249H150ZM157 247L155 248L154 247V249H156V251H157ZM160 247V246H159ZM158 247V248H159ZM198 247V249H200V247L199 246H197ZM215 247H216V245H215ZM33 248V247H32ZM38 248V247H37ZM37 248L35 247V252L37 251ZM49 248H51V250L49 251ZM143 248H144V250H143ZM170 248H172V247H170ZM113 249V250H112ZM28 250V251H27ZM43 250H45L46 252L48 251V253H45ZM95 250V251H94ZM169 250V249H168ZM171 250V249H170ZM192 249H190V251H191ZM247 250V251H248ZM37 251V252H38ZM153 251H155V250H153ZM246 251V252H247ZM16 252V253H15ZM32 253H33V251H31ZM107 252V253H106ZM150 252V251H149ZM192 253H193V250L191 251ZM189 253V254H191L192 255V253ZM195 252V251H194ZM31 253V254H32ZM103 253V254H102ZM157 253H159V252H157ZM157 253H155L154 252V254L157 256V255H159V254H157ZM241 253V252H240ZM22 254V253H21ZM38 254V253H37ZM13 255V256H14ZM36 255V254H35ZM47 255V256H46ZM155 255H154V257H155ZM4 256V255H3ZM18 256V255H17ZM25 256V255H24ZM31 256V255H30ZM97 256V255H96ZM150 256V255H149ZM187 256H190V255H187ZM195 256H197V254L195 253V255H194V253H193V258H195ZM205 256H207V255H205ZM32 257H34L33 255H32ZM37 257V256H36ZM145 257V256H144ZM158 257V256H157ZM160 257V256H159ZM158 257V258H159ZM162 257V256H161ZM245 257V256H244ZM21 258V257H20ZM35 258V257H34ZM141 258V257H140ZM163 258V257H162ZM161 258V259H162ZM192 258V259H193ZM196 259V258H195ZM194 259V260H195ZM201 259L202 258H200V259H196V260H199L201 263H202V261H201ZM204 259V258H203ZM202 259V260H203ZM205 259H208L209 260V257L208 258H206L205 257ZM204 259V260H205ZM211 259V258H210ZM1 260V259H0ZM10 260V259H9ZM36 260V259H35ZM187 260V261H186ZM195 260V261H196ZM27 261H29L28 259H27ZM33 261H34V259H33ZM157 261V260H156ZM206 261V260H205ZM205 261H203L204 263H205ZM15 262H17V261H15ZM15 262H14V264H15ZM23 262H26V261H23ZM92 262V261H91ZM94 262V261H93ZM92 262V263H93ZM96 262V261H95ZM158 262V261H157ZM183 262V263H182ZM264 262V261H263ZM29 263V262H28ZM81 263V262H80ZM87 263V262H86ZM186 263V264H187ZM195 263H197V264H199L198 263V261H196ZM203 263V264H204ZM206 263L208 264V262L206 261ZM205 263V264H206ZM21 264V263H20ZM90 264V263H89ZM145 264V263H144ZM211 264V263H210ZM215 264V263H214Z\"/></svg>",
	"mask_w": 264,
	"mask_h": 264
}]
</instances>
